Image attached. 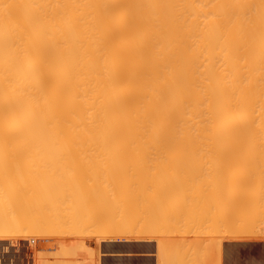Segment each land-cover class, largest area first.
Listing matches in <instances>:
<instances>
[{"label":"bare ground","instance_id":"obj_1","mask_svg":"<svg viewBox=\"0 0 264 264\" xmlns=\"http://www.w3.org/2000/svg\"><path fill=\"white\" fill-rule=\"evenodd\" d=\"M54 152H56V153H54ZM66 152H72V153L76 152V154H77V152H83V153L87 152L88 156H89V153L94 152L93 157H94V155L96 157L99 154L100 155L102 154L101 158L104 154L105 155L106 154H112L113 156L115 155L118 157L117 158L114 156L115 159H117V161H118L117 164H120V162H121L120 159L122 157L120 155H127V156L131 157V158H128L126 156L128 158L127 164H128V160H130L129 161L130 165H131V162L133 163V161L136 162L139 160L138 164L140 163V161H141L140 158L138 160H136V158H133V156L135 157V155L141 156V155H158V154H160L161 157L162 156H164V157L170 156L171 157V156L177 155V156H184V157L185 156H191V159H192V157H196V155H199V156L201 155L199 157V159L202 158V155L204 157L207 155L208 161L206 159H204V157L202 158V160L207 161L206 163L209 162L208 164H206L205 161H203L201 163L199 161V165L206 164L207 167L205 165L203 166V168H204V170H203L204 172H203L201 170L203 168L200 169V166H198V169H200V171L197 170L198 172H200V173H198L199 178L204 177V176H201L200 174L204 173V175H205L204 179L202 178V181L198 180V182H202V184H203V182L205 181L207 176H209L210 179L212 178V180H216V179H213L214 176H216L217 178H221L223 175H225L227 173V171H229L227 173L229 175V177H226V176H228L226 174L225 176L222 177V178L225 177L224 180H222V178H221V180H222L221 183H223V184L226 183L225 185L221 184V186L218 187V185H220V181H219L220 179H217L219 181L218 185H217V181H215V182L212 181V183L208 182V181H211L210 179L208 181L206 179V181H205V182H207V185L212 184L211 187L214 186L213 183L216 184L217 187L219 188V189L217 188V190H220V191H221L222 187L224 186L222 191L221 192L219 191V192L221 194L223 193V195H225V197H220L221 194L216 192V187H215V190L213 187L212 190L215 192H213V194H211V198H212V196H214L215 193H217L219 196L216 195L214 197V200L216 199L217 196H218L217 199L219 201L221 200L220 203H222V201L224 200L225 202L223 201L224 203H222V205L224 204L223 206H225V209H223V207H222L223 211L221 210V212H217V213L214 212L213 213L212 209H214V211H215V209H221V208L220 207L218 208V206H216L217 208H215L216 204L213 203L212 199H210L209 197H208L209 198L208 200L206 199L207 197L205 198L206 202L208 203V201H210L211 205L215 204L214 208H211V206H210V209H211L210 210L209 208L207 209V207H209V206H206V210H204L205 207L203 206L204 207L203 208L202 205H200V207L196 206L195 207L196 209H192L193 205L194 206L196 205L195 201L199 200V198L197 199V197L195 196V193L197 194V192H195L193 194L196 197L194 199V201L191 200V199H193V196H191V195H190V197H192L190 199L191 201L187 199V202H186V200H185V202H186L185 205L187 203H189V201L194 202V204L191 203V205L189 203V206L187 204V209H190V210H188V214L189 213L192 214V212H193V214L195 213V215H196V213H197V216L199 215V218L201 217L200 215H202L200 220L202 219V220H205L207 222L206 218L207 219L209 218L211 220V217H212V216L211 217L206 216L207 215L206 211L209 210V211H211L210 214L211 213L217 214V215L221 214L220 217H222V218L224 216V218H223L224 220L217 222V224H216L217 227L222 221H224L225 224L231 221V224L230 223L229 224L234 226V227H230L229 224L224 225V228L225 227L227 228V226H228V230L234 229L238 224H241V225L237 226L238 228H235L233 230L235 235L237 232L239 234V231L240 232L243 231L242 233H246L247 230L248 231L252 230V228L253 227L255 228V226H256V228H258L257 230L259 232L260 231L259 229H261V227H264V225H263L264 223L262 222V221H264V218H262V220H261V217L263 215L261 213L260 214L262 216L259 215L260 211L264 214L263 208L262 209L260 208L263 205L262 201L264 198L262 199L261 197L264 194H262V192L257 191L256 192L257 195L259 193H260V195L261 194L262 195L253 197V195H254L253 191L254 190L252 192L250 190L254 189L255 184L257 185L256 189L260 186L264 187V185L260 184L261 178L264 177V174H262L260 172L261 170L259 171L258 169H255V170L259 171L258 172L259 175L257 172L252 173L251 171H247V170H249V167L251 169L255 164L259 165L258 162L253 163V161L257 159L258 153H261V152L264 153V0H0V153L3 154L1 156H5L4 153L5 154L8 153V155H10V153H12V154L17 153V155H16L17 157L15 159H17V162H19V165H16V169H15L16 171H14V168H15L14 166H15L16 162H14L13 164L10 162L12 164L11 166H13V171L16 172L15 174H14V172H12L11 176L14 178L19 176L17 178H20V179L15 178V180L17 179L18 183H17V181L15 182V180L12 179V181L15 182L14 183V182L8 181V179L11 180V178H6V177H8L7 174L4 175L2 173V176H0V179H3V181L2 180L0 181V183H2V186L0 185V192H1L0 204L2 205V203H3L2 200L3 201H5V199L9 200V201L5 202V203L8 202L7 203V206L9 204L8 207L4 203L2 206L0 205V207L4 210L3 211L0 208V211L2 210V213L0 212V214H2V215L5 214V220L3 219L2 215H1L2 217L0 218V222L1 223L3 222L2 225L5 226L4 228L2 226H0V241L1 242L6 241L8 239V237L10 236V235L9 236H7V235L11 234V232H13L12 233L13 236L11 234L12 237L21 238L22 235H19L18 233L22 232V230H23L22 233H24V231L26 230L27 232H25V233L27 234V236H26V234H24V236H26V237L29 236L30 238H31V236L33 237L35 233L36 234L39 233L37 235L38 239H40V237L43 236L42 234H46L45 232H43L44 229L46 231L49 229L47 231L48 232L47 234H49L50 236H52V235L54 236L55 234H56V236H58L57 234H59V231L62 229H63L62 231L63 232L66 231L67 233L66 232H64V233L69 236L72 234V230L75 231V229H76L77 236H78V233L80 235V238H78L79 236L78 237L76 236V238H78L77 241H79V239H81V236L84 238V236H83L84 232H87V231L90 232L91 230H93V232L92 231L90 232L91 235H90V233H88L90 237L92 236V233L95 232V234H98L96 231L99 232L100 230H101V233H103L102 234L103 237H105L104 233H105L106 229H105V231L104 230L102 231V229L105 227H103V228L98 227V230H96L97 226H95L94 224L93 225L96 228L93 226L94 227L93 229L81 232L82 228L85 226V224L92 222V220L90 221L91 217L89 219L90 213L87 211V208L85 207V209L83 208V210H82V207L85 206V203L88 202L89 199L87 200V198H90L93 195H95V196H93V198L97 197L96 198L97 200L95 199L96 202H99L98 198H100V200L102 198L104 199V197H107L109 199L112 195H113V198H115L114 193H112L113 192L112 189H111L112 191L110 190V193H111V196H110V193H108L109 194L108 195L106 193L107 190L105 191L104 188H105V186L109 187V186H107L108 184H111L113 186L115 179L118 180V178H119L118 176L121 175L120 178L124 177L123 173L120 171H123L124 173L126 171H124L125 169H123V168H117L118 166L115 167L116 169L111 167L114 170L109 169L110 173H112V172L119 173L120 172V174H118V176H116L118 178H115V179L112 178L113 177V173H112V175L110 176L113 179V183H112L109 175H107V173L110 174L108 172V168H103V170L107 169V170H105L107 172L104 171V174H105L104 179H107L106 176L109 177L108 179H109L110 183H108V181H107L108 179L106 181L104 179H102L103 178V176H102L103 172L102 173L99 172L100 168H98L99 167L98 162H96V160L101 159L99 157L100 155L98 156V158L93 159V157H92V160H94L95 163H97V168H96V165L93 164L95 169H98V173H100L99 175L102 176V178H100L99 180L101 182L103 181L104 183L103 182L101 183L98 180V178H95V177H97V175H94L97 172V170L95 171V169H94V171H95L94 173H91L90 172L91 170H89L91 176H88L90 174H88L87 172H86V174H83L82 172L81 173H82V175L88 174L87 175L88 178L91 177V180H93L95 187H97L98 183H101V186L103 185L102 187H104L103 189H101L102 190L101 192L104 191L106 194L104 195V192H103L104 196H102V193L99 191V188L94 189V187H92L93 190H90L88 187V190H90L89 192L90 193L93 192V193H91V196H90L89 192L86 191L89 194V197H87L88 196L87 195L86 199H85L84 195L82 193L83 191L81 192L79 190L81 192V194H79V193L76 194L77 191L75 192L74 189L71 190L72 189V182L76 181V178H75V180H73L71 175H73V172L76 169L77 164H79V163L75 164L76 167L71 166V168H73L72 169L73 172H71V169L68 171L69 173L71 172V175L69 173H66L67 170L69 169L67 167L68 163H70L69 165L73 164L72 158L71 159L69 158L70 162H68V163H66V161L63 162L64 161L63 158L64 159L66 158V160L68 159L67 157H64L66 155L63 156V154L68 155V153H66ZM95 152H96V154L97 153L98 154L96 155ZM18 153L21 156H18ZM22 153H24V156H26L25 154L28 155V156H26L27 158L29 157V159L26 158L27 161L30 160L28 163H27V161H24L25 157H24V159L21 158V157H23ZM57 153H58V156H56ZM59 153H60V156H59ZM234 153L237 155H235ZM245 153L248 155V158L251 155V157L249 158V159H251V161H249V159H247V158H244V159L242 158L243 155L247 156ZM31 154L37 155V158H34V159H39V161L41 160L40 164H39L38 160L36 161L32 158L34 155L32 156ZM42 154H44V155L47 154V155L44 157V155H42ZM50 154L51 155L55 154V155H53V157L56 160H54V158H51L52 156ZM61 154H62V156H61ZM76 154H74V155H76ZM211 154H215V158L219 157L220 160H223V161H221V162H223L222 163L223 165L220 164L222 166H220V168L218 170L221 173H219V172L217 173L219 175L222 174V176L218 175L219 176L218 177L216 175L215 171L217 172V170H214V167H217V166L219 167V165H217V166L215 165L216 163L219 164V162H217V160H219V159L214 160V155H211ZM225 154H227V155H225ZM230 154H232L231 155L232 159H231V156H229ZM105 155H104V157H105ZM130 155H133V156H130ZM160 155H158V156H160ZM210 155L213 158L210 157ZM263 155L260 154L261 157ZM30 156L36 162H33V160L30 158ZM91 156H92V154H91ZM109 156L110 155H108V157L106 156L107 159L105 158L106 159V160H104L105 162H108V160H110V159H108V158H111ZM254 156H256L255 159H253ZM34 157H36V156H34ZM58 157H59V159H58ZM76 157H78V156H75L73 158H76ZM83 157H86V156H83ZM11 158L14 160L13 155L11 156ZM42 158H44V159H42ZM103 158L101 159L102 161L101 160H99V161L104 163ZM132 158H133V161L131 160ZM179 158H181V157H179ZM235 158H237V159H235ZM263 158H264V156H263ZM155 159H157V158H155ZM176 159L177 158H175V160ZM258 159H257V161H258ZM2 160H0L1 161L0 172L4 171V169L1 170L2 166H4V165H1L4 162ZM20 160H23V161H21L23 163L26 162V164H24V166L26 165L25 167H27L28 165H30V166L32 165V167H31L32 170H35L33 168L38 167L39 165H40V170L42 171V169H43V171L39 172V173H37L36 171L30 172L28 175H30V176L33 174L34 175L31 177L27 175L29 178L26 177L27 179L26 180L24 179L25 182L26 181L28 182V180L30 178H32V179H30V181L32 183L33 177H34L35 178L34 182L38 183L37 184L38 188L36 187L35 183L33 182L34 184H32V187L33 186L34 187L33 188L31 187V190L33 189V191H29V192L27 191V193L29 195L28 199L31 198L32 199L31 202L33 201L32 202L33 207L31 205L27 204L29 202L28 199L25 201V198L22 197L24 195L27 197V193H25L24 190H27V189L29 190L30 187L28 185L31 183H29V182H28L29 184L26 183V184H28L27 186L29 188L26 187L27 189H25L26 185L24 184V180H22L23 178H25V176H22L25 173L24 172L25 170L22 169L23 170V174H22V173H20V171H22V170L19 171L18 170L19 168L17 167V166H21V164H23L20 162ZM47 160H51V161H47ZM58 160H59V162L62 161V164H64V165L61 166L62 165L61 164L60 165L61 167H60L58 165V164H60L58 162ZM85 160H87L88 162H92V161H89L88 158L87 159L84 158V159H82V161L80 158L79 162L81 161V163H83ZM172 160H174V159H172ZM181 160H182V158H181ZM230 160H233L232 162H234V160H235V162H238L240 160L239 162H241V166L246 161V164L244 163V167L242 166V168L240 167L239 163H238L239 165L237 166V163L234 162L236 167H233V169L236 170L237 168L238 169L240 168V171H242V172H239V174H238L239 179L241 176V178L243 180V178L245 176V179L243 181L245 183L248 180V182H247L248 185H245L246 183L243 185V183H242L243 181L239 182L241 179L239 181H237L238 176H237V173H235L233 169H232L233 171L229 168H228L229 170L228 169L225 170L226 166L231 165ZM6 161L7 160H5L4 164L6 163ZM74 161H76V160H74ZM113 161H115V160H113ZM122 161H124V160H122ZM143 161H145V159ZM156 161L158 162V160H156ZM192 161L193 160H190V162H192ZM211 161H213V162H211ZM30 162H31V164H30ZM43 162H46V163L43 164ZM47 162H48V166H47ZM55 162H56V165H58L59 167L57 166L58 169L54 168L55 169L54 170L53 166L56 167V165L54 164ZM101 162H99L100 166L102 164ZM152 162H154V161H152ZM194 162L195 161H193V163ZM259 162L262 163V161H259ZM37 163L39 165H37ZM92 163H94V162H92ZM172 163L174 164V161ZM210 163H212V164H210ZM228 163H229V165H227ZM49 164H52V165H49ZM85 164L88 166V163H85ZM85 164H84V166H85ZM111 164H112V162H111ZM153 164L156 166L157 163L155 164V162H154ZM176 164H177V162H176ZM196 164H198V163H196ZM248 164L249 165L251 164L253 166L251 167V165H250L247 168ZM42 165L44 168L41 167ZM140 165H141V163H140ZM184 165H185V163H184ZM208 165H209V167H208ZM260 165H262L261 167L264 168V162H263V164H260ZM260 165H259V167H260ZM7 166H8V164H7ZM65 166H66V168H68L67 170H66ZM91 166H92V164H90V167ZM105 166L107 167V165H105ZM132 166L134 167V165H132ZM25 167H23V168H25ZM127 167H128V165H127ZM133 167H130V168L132 169ZM157 167L158 166H156V168ZM48 168H50V169H48ZM60 168L63 170H61ZM186 168H185V170H186ZM195 168H194V170H195ZM207 168H209V169L207 170ZM212 168H213V170H212ZM230 168H232V165ZM245 168L247 169L246 174H244V175L240 174V173H245V171H244ZM254 168L255 167H253V169ZM7 169H8V167H7ZM7 169H5V170H7ZM10 169H11V167H10ZM31 169L27 170V168H26V172L27 171L29 172V170H31ZM90 169H92V168H90ZM153 169H151V170H153ZM241 169H243V170H241ZM253 169H251V170L253 171ZM17 170L19 173L17 172ZM48 170H49V172H47ZM56 170H58V171H56ZM78 170H81V169H78ZM145 170L147 171V169H145ZM145 170H144V173H145ZM159 170H164V168L163 169L161 168ZM189 170L190 169H188V171ZM11 171H12V169H11ZM51 171L57 172V173L54 174ZM59 171H60V173L58 174ZM63 171H64V174H63ZM150 171H147L146 173H148V172L150 173ZM154 171L155 170L151 171V172H153L152 173L153 176L156 175V174L154 175ZM175 171H172V172L175 173ZM201 171L203 173H201ZM210 171H211V173L206 175L207 172L209 173ZM224 171L226 173H224ZM263 171H264V169L262 170V172ZM4 172H6V171H4ZM78 172L77 173L74 172V173L78 174ZM156 172H157V174L159 173L158 170H156ZM160 172L164 173L162 171H160ZM179 172L180 171H178V173ZM213 172L215 173V175L213 174ZM233 172H234V174H233ZM248 172H250V173L248 174ZM9 173H11V172H9ZM35 173H37L39 175L36 176ZM178 173H175V174H178ZM251 173H252V175H254L256 177H252ZM13 174H14V176H13ZM45 174H47V175H45ZM66 174L69 175L70 179L68 178V176L66 177ZM92 174L95 177L92 176ZM130 174H131V172H130ZM170 174H172L171 171H170ZM196 174H197V172H196ZM231 174L233 175V177L236 176L237 180H234L233 177H231ZM136 175L135 176L137 177V179L139 181L141 179L140 178L141 176L137 173V171H136ZM181 175H182V173H181ZM189 175H191V174H189ZM249 175H250V177H249ZM257 175L260 176L261 178L257 177ZM261 175H263V177ZM153 176H151V177H153ZM158 176L159 175L156 176L157 179H158ZM168 176H169L168 178H171L170 175H168ZM184 176L185 175H183V177ZM198 176L195 179V181L198 179ZM56 177L57 178L63 177V179L60 178V179L56 180L57 181L56 182L55 181ZM114 177H115V175H114ZM136 177H132V178L136 179ZM64 178H66V179L68 178L69 182H68V180H66L67 183L63 182V181H65ZM124 178L126 179L127 177H124ZM146 178L148 179L149 177H146ZM165 178H163V180ZM226 178H227V180H228V178H230L229 180L233 179L234 181L237 182V185L233 180L232 181L228 180V182H227ZM246 178H247V180H246ZM250 178L257 179L258 180L257 182L259 183L260 186L255 181H253V183L255 182L254 184H250V182H249ZM71 179H72V181H71ZM128 179H129V177H128ZM161 179L159 178V181H158L159 185L158 186H160V180ZM171 179H173V178H171ZM171 179H170L171 182L176 181L175 179H174V181ZM4 180L7 181V183L4 182ZM20 180L23 181V183H20L19 182ZM38 180H40L41 183ZM51 180L52 181L54 180L53 181L54 183ZM85 180H83V181H85ZM91 180H89V182H87V183H89L90 187L93 185V183L91 184V182H90ZM96 180H97V183H96ZM185 180H186V178H185ZM187 180H188V178H187ZM87 181H88V179H87ZM138 181H136V182L140 184L142 179L140 180V182H138ZM170 181L168 179V184L171 183ZM190 181L191 180H189V182ZM192 181H193V179H192ZM250 181L252 182V179H250ZM45 182L46 183L52 182V183L51 184L47 183L48 186L46 187ZM105 182L107 185L105 184ZM116 182H118V185ZM116 182L114 183V185H117V187H118L120 185L121 181L118 180ZM149 182L151 183V179ZM232 182H233V184H235V187L239 185V187H236L237 189H240L242 187L246 188V189H244L246 194L244 192H240V191H242L243 188L240 189V191L235 189L236 192H235L234 188H232L233 191L235 192V194L237 193L236 196H234V198L240 197L241 194L244 193V195L242 196V197H244L243 202H241L242 197H240L241 201L239 200L240 201V202L238 201L239 203L236 202V200H238L239 198L238 199H233V198L230 199V197L233 196L232 195L233 192H231L232 191L231 187H234V186H231L232 184L230 185V183H232ZM5 183L6 184L14 183L13 186L11 184V187L5 186L10 191L9 190H7V191L3 190L5 188L3 185H6ZM39 183L42 184V186ZM76 183H77V187H79L80 186V184L78 185L79 181ZM76 183H74V187L76 186ZM141 183H143V181ZM161 183H165V182L162 181ZM183 183L186 184L188 182H183ZM183 183H181L182 184L181 186L184 185ZM193 183H195V182H193ZM227 183L229 184V186ZM122 184H121V186H124L125 183H122ZM146 184H147V181H146ZM249 184L251 186V187H249L250 190H249V188L247 189ZM67 185H69V187H71V189L68 188L70 190L71 194L68 191V189L67 190L63 189V190H66V192H65L66 194L68 193L67 198L69 200H72V202H76V199H78L79 201L77 200V203L80 201L82 202V200H87V202H83L84 204L83 203H80V204L75 203L73 206H72L71 202H69L70 203L69 206L67 203H65V204L63 203V205H64L63 207L65 210L67 208H68L67 210H72V209H69L70 206L77 208V209H75V211H72V213H71V211L70 212L65 211L66 213H68V214L70 213L71 215L73 214V216H74L75 212H77V210L78 211L82 210L81 212H82L83 217L86 216V219L82 218L83 221H84V219L85 220L89 219L88 223H87V221H85L86 223L82 222V223H84L83 227L82 226L78 227L82 223L81 224L79 223V225L77 224L78 225L77 227H76V224H74L75 226L71 227L72 230H70L71 229L70 226L72 225V222L70 224V221H69L70 225H68L67 226L68 228L66 230H64V228L66 226L64 227V224L63 223L61 224V222L63 220L62 221L59 220L60 217L57 216L58 214H61V212H62L60 209L61 207L59 208L58 204H62L61 200H63L64 196L66 199V194L65 193L63 194L62 190H60V189H59L60 191L56 190V188L57 187L61 188L60 186H62L63 188H65L64 186H66V188H67L68 187ZM81 185L83 186L82 183H81ZM155 185H157V183H155L154 186ZM161 185L163 187L164 184H161ZM195 185H196V183H195ZM16 186H18V187H16ZM19 186H20V190L24 186V188H22V190L24 189L23 190L24 192H21L18 189ZM43 186H45L46 188H44ZM55 186H57V187L55 188ZM99 186H100V184H99ZM126 186H128V185L126 184ZM126 186H124V187H126ZM138 186H140V185H138ZM158 186H157V188L156 187L155 188L158 189V191H159L160 187H158ZM165 186H167V184H165ZM176 186H178V185H176ZM192 186L190 184L191 189H192ZM198 186H199V184H198ZM198 186L196 185L195 188L196 189L199 188ZM41 187H43L45 190L43 188L41 189ZM117 187H115V188H117ZM168 187H169V185H168ZM183 187L182 188L180 187L181 190L185 189ZM187 187L188 186H186V188ZM190 187H188V188L190 189ZM211 187L209 186V188L208 187L207 188L211 189ZM229 187H230V190H229ZM261 187L258 188L257 190H259V189L261 190ZM47 188H48V191H51V194H49V195L44 194V192H48V191H46ZM51 188H52V190H51ZM200 188H202V187L200 186ZM38 189L39 190L41 189V191H42V192L40 191L41 195H40V192ZM161 189H163V188H161ZM34 190L38 192L36 194H39V196H40L39 198H41L42 202L39 201L40 199H37L38 197H36L33 194V193H35ZM82 190H85V189H82ZM95 190H98L99 192L94 193ZM143 190H144V188H143ZM193 190L194 189L191 190L192 193H193ZM247 190L249 192H247ZM17 191L20 192L21 198H19L20 195H18L19 193ZM115 191H118V190H115ZM120 191H121V189H120ZM120 191L118 193H120ZM147 191H148V189L146 190V192ZM3 192H4V195L2 194ZM8 192H11V193L8 194ZM14 192H15V194H14ZM56 192H57V194H56ZM137 192H138V190H137ZM140 192H138V194H136V198L138 197L139 194L141 195ZM155 192H156V190H155ZM155 192H152V194L154 193V195H155ZM205 192H204V194H205ZM21 193L22 194L25 193V194L22 195ZM29 193L32 196L34 195L36 197L37 202L42 203V205L43 204L45 205V207L44 206L41 207L42 209L43 208L46 209V203L53 204V202H54V205L57 206L56 208L58 209V211L55 209H52V208H55L54 205H53L54 207L51 206L52 208H49V211H51L50 213H48L49 211H47V209H46V211L48 213L47 215L49 216V218L53 214L52 213L53 210H55V212H57V213L59 212L57 215L54 214V218L56 215V217H59L58 219H53V216H52L51 221L49 220L51 223L55 224L54 226H53V224L51 225V223L48 221L49 218L46 215V212H43L44 209L42 210V209H40V207H37L34 204L33 198L35 199V197L33 196V198H32V196H30ZM59 193H61V195ZM96 193H98V196L96 195ZM150 193H149V195H150ZM167 193H169V192H167ZM16 194L19 196L18 198L22 200L21 201L18 199L19 200L18 203H22L20 208H22L23 204H26V205H23L24 208H22V209L17 207L16 204L14 203L15 201L17 202V200H16L17 195ZM42 194H43V198H42ZM116 194H115V196H116ZM159 194H162V193H158V195ZM186 194H188V193L186 192ZM200 194H202V192ZM249 194H250V196H252V199H254V198H257L258 200H259V198L262 199V201L260 200V204H262L261 206L259 205V203H257L259 201H255L260 206L259 207L258 205L255 204L258 208H260L259 209L260 211L257 212L258 215L256 214L257 216L255 217V218H257V217L260 218L259 220L262 222L261 225H263V226H259L260 228L257 227L258 218L256 220H251L253 217L252 216L253 208H251L252 206H250V205L253 203L252 205L254 206L255 202H253V201L255 199L254 200L249 199L248 200L249 203H247L246 202L247 199L245 200V198H247L246 196H249ZM14 195H16V196L14 197ZM58 195H60V196H58ZM62 195H63V197H62ZM76 195H77V197H76ZM79 195L80 196L82 195V197H79ZM119 195L120 194H118V196ZM4 196L5 197L11 196L10 198L11 199L14 198L15 200L13 199L14 200L13 201V200H10L8 198L4 199L3 198ZM150 196H151L150 200H152L150 202L153 203V201H156V198H155L156 195L155 196L150 195ZM60 197H62V198H60ZM159 197H161V196H159ZM185 197H186V195H185ZM80 198H81V200H80ZM117 198H118V200H120L121 197L120 198L117 197ZM117 198L115 200H117ZM148 198L149 197H147V199ZM153 198H155V200ZM178 198H179V200H180V198L182 199L180 193H179ZM201 198H203V197L201 196ZM221 198L222 199L224 198V199L222 200ZM227 198H228V200H227ZM248 198H250V197H248ZM23 199H24L25 203H24ZM43 199H45V200H43ZM108 199H106V200L108 201ZM125 199H124V194H123L122 201ZM127 199H129V196L127 197ZM177 199H175V201ZM183 199H184V196H183ZM52 200H53V202H52ZM118 200L116 203H118V205L122 204V203L119 204ZM182 200L180 202H182ZM203 200H204V198H203ZM234 200H235L236 204L237 203L239 204V205L237 204V206H240L241 205L240 203H242V205H243L244 202H246V206L249 207V208H247L248 209L247 211H249L250 208L252 209V211L247 212L246 210L243 209L247 213L244 212L242 214L243 210L239 211V209L243 208V207L246 208V206L243 205L242 207H238L239 208L238 209V208H236V205H233V203H235ZM138 201L140 203V200H138ZM56 202H58V204ZM65 202H68V201H65ZM100 202L98 204L93 203V205L99 206ZM102 202H104V204H106L105 200ZM126 202H127V200H126ZM126 202H124V203H126ZM173 202L174 201H172V203ZM178 202L179 201H176L177 204H178ZM226 202H227V205H226ZM12 203H14V205H12ZM108 203H112V201H109ZM128 203L129 202H127V204ZM157 203H158V200H157ZM164 203H166V202H164ZM207 203H206V205H207ZM167 204H164V206H166V208L169 210V208L167 207ZM173 204L174 205L171 204L172 208L177 207V205L175 203H173ZM200 204H202V202H200ZM203 204H205L204 201H203ZM247 204H249V206ZM4 205L6 206V209H7L6 212H8V213H10V211H9L10 207H11V211L14 208H15V210L19 208L20 211L23 210V213L19 211V213H20L19 214L18 213L19 209L16 210L17 212L14 211V214L12 211L10 214H8L9 216L7 215L8 220H6V214L7 213L5 212L6 209H4V207H5ZM118 205H116V206H118ZM140 205H141V203H140ZM153 205L156 206L155 202L153 203ZM161 205H163V204H161ZM197 205H199V203ZM217 205H221V204H219V202H218ZM79 206H81V207H79ZM107 206H110V208H111V205L107 204ZM146 206H148V204H146ZM159 206L160 205H158V207H157V210H156L157 212H159L158 208L161 209ZM234 206L237 210L235 209L232 211L231 209H233ZM30 207L32 209L34 208L33 211ZM99 207H101V206H99ZM119 207L123 208L122 205L118 206V208ZM143 207H145V206H143ZM197 207H199V209L201 211L199 210V212H196L198 210ZM104 208H106V207H103V209ZM145 208H148V207H145ZM145 208H143V209L146 210ZM106 209H104V210H106ZM115 209H117V208L115 207L113 212L115 211ZM139 209H140V206H139ZM185 209H184L183 214L186 213ZM191 209L194 211H192ZM254 209H255V206H254ZM27 210H31L30 211L31 213L28 212ZM34 210H36L37 215L35 214L36 212ZM40 210H42L43 215H46L45 217L43 215L42 216L39 215L41 213ZM121 210H124V209H121ZM148 210H150V209H148ZM148 210L143 212V213H146V212L150 213V211H148ZM162 210H166V209H162ZM181 210H183V209H181ZM202 210H203V213H202ZM24 211H26V212L24 213ZM84 211L85 212L87 211V213H89V214L84 215V213H85ZM91 211H93V210H91ZM95 211H96V208H95ZM133 211H135V210H132V212ZM154 211H155V208H154ZM204 211L206 213H204ZM225 211H227L226 212L227 215L229 212L232 211L231 213H229L227 218H226V215H224V214H226ZM65 212L63 213L65 215L61 214L60 216H62V215H63V217L66 216L67 214ZM81 212H79V213H81ZM99 212H102V210ZM108 212H109V210H108ZM117 212H118V209H117ZM117 212H116L115 216L118 214ZM125 212H127L126 209L124 210V213ZM139 212H140V210H139ZM139 212H137V214ZM162 212H164V211H162ZM175 212H178V210L176 209ZM223 212H224V214H223ZM233 212H234V214H233ZM235 212H237V213L241 212V214L240 215L238 214V216H235L237 214ZM15 213H18V216L20 215V217H15V216H17ZM26 213H27V215H25ZM122 213L123 212L120 213V211H119V214L123 215V217L121 219H123L125 217V214H122ZM140 213L142 215H140V214L139 215L143 218V219H141V221H145V223H146L148 221V220H146V219H148V216H147L148 213L146 214V217H147L146 219H144L145 217H143L144 215H143L142 211ZM159 213L161 214V211ZM178 213H180V212H178ZM178 213H176V214L178 215ZM250 213H251V215H249ZM253 213L255 214L256 211L255 212L253 211ZM22 214L25 216V220L27 222L24 220V218H23L24 216ZM70 214H69L70 217L66 216L67 217L66 219L70 218V220H72L71 218H75V216L73 217ZM77 214H78V212L76 213V216H77ZM91 214L93 215L92 212H91ZM160 214L157 213V215H160ZM191 214H189V215L192 217H189V216L188 217L191 219L192 218L194 219L195 215L193 216V214L192 215ZM230 214H232V218L235 216L237 218V220H235L236 218H234V220L231 219ZM244 214L246 215L245 217H244ZM11 215L14 216L13 217L14 219L17 218L18 221H19V219H21L20 222L22 221L24 226H22L21 225L22 223L20 224V222H18V223L21 226L18 224H17L18 226H16L15 225L16 219L13 220ZM121 215H119L118 218H120ZM175 215H174V217H175ZM177 215H176V217H177ZM184 215L186 217L187 214H184ZM184 215H182V216L184 217ZM26 216H27V218H26ZM115 216L113 215L114 218H115ZM168 216H169V214H168ZM203 216H205V217H203ZM41 217H44V219L46 218V220L43 221V218L40 219ZM110 217H108V218H110ZM152 217L154 218V216H151V218ZM165 217H167V215ZM169 217H167V218H169ZM171 217H173V216H171ZM215 217L219 218L216 215H215ZM228 217H230V220ZM239 217H242V218L244 217L245 220H243L244 218L241 219ZM31 218H32V220H31ZM116 218H117V216H116ZM134 218H136L135 215H134ZM156 218H157V216H156ZM156 218H154V220H156ZM160 218H161V215H160ZM160 218L159 219L157 218V219L160 220ZM199 218L198 217L196 218L197 222H198ZM255 218H253V219H255ZM1 219H3V221H1ZM36 219H38V220L36 221ZM78 219H81V217H78ZM98 219L100 221V218H96L95 220H98ZM127 219H128V217H127ZM171 219H169V220H171ZM174 219L175 218H173V221H175ZM178 219H179V217H177V220ZM186 219H187V217L185 218V220ZM196 219L193 221H196ZM11 220L14 221L13 227L9 224V221H10V223H12ZM57 220L60 221L59 223L63 227L61 225L56 226V224H58ZM74 220L75 219H73L72 221H74ZM158 220H157V222H158ZM161 220L164 221L166 219H164V220L161 219ZM217 220H220V219H217ZM225 220H227V221L229 220V221L225 222ZM242 220L244 222H242ZM250 220H251V222H250ZM41 221H43V222L46 221L47 223L45 222V224H49V226L52 228V230H50L48 225L42 224ZM108 221H109V219H108ZM108 221H107V223H108ZM110 221H111V219H110ZM117 221L118 220H116V222ZM130 221L133 222V219L131 220V216H130ZM162 221H160V222L164 223ZM182 221H178V223H182L184 225V230H185L187 226L185 227L186 224H184V223L186 221L185 222H182ZM188 221H189L188 223H190L191 220H188ZM193 221L191 223H193ZM205 221H204V223H206ZM211 221H213V220H211ZM233 221H234V223H233ZM235 221H238L239 223H237V225H236ZM245 221H247L249 223V225H247L249 227L245 226L247 223ZM253 221H255L257 223H255ZM260 221H259V223H261ZM39 222H41V223L39 224ZM66 222H65V224H68V222L67 223ZM75 222H78V220H75ZM93 222L95 223V221H93ZM101 222H103V221H101ZM112 222L115 224V221H111V223ZM125 222H127V221H125ZM137 222H138V220H137ZM137 222H134V226H135V223L137 224ZM160 222H158L157 225H154L155 222H152V225H154V226L151 227L150 229H149V227L151 226V224L149 225V222H147V225H145V223L142 222L144 224H142L141 226L138 227L139 224L137 225L138 229L139 228L142 229L141 227L143 226L142 231L140 229L137 231L142 233V232H144L145 229H147L145 231L146 233L144 232L146 234V236L149 233L148 231H150V230H152V231L156 230V233H158V232H160V230L157 231L159 224H161ZM200 222L203 223L202 221H200ZM252 222L254 223L253 224L254 226L252 225ZM1 223H0V225H1ZM111 223L109 222L108 224L111 225ZM118 223H119V221H118ZM178 223H176V225ZM224 223H221V225H219L220 226L219 228L221 230L223 229L222 225ZM243 223H244V225H243ZM250 223H251V225H250ZM6 224H8V226H10L8 229H7ZM98 224L100 225V222ZM114 224L112 225L113 229L115 228ZM125 224H127V223H125ZM129 224H130V222H129ZM174 224H173V226H174ZM195 224H196V222H195ZM208 224H210V221L208 222ZM208 224H207V226H208ZM14 225L16 226L15 229H13L15 227ZM44 225L47 227V229L45 228ZM110 225H108V226H110ZM116 225L118 226L119 224H116ZM131 225H133V224L131 223L128 226H131ZM144 225H145V227L146 226H149V227L144 228ZM164 225L166 227V224L160 225V227L162 226L163 228H165ZM181 225L180 224H179V226L177 225L179 227V228L177 227L179 230L181 229L180 228ZM201 225L202 224L197 223L195 232L197 231L198 227H199V229H198L197 233L200 231V229L202 230V228H200ZM258 225H260V224H258ZM58 226H60L62 228L60 229V227H58ZM117 226H116V228H117ZM128 226H126V227H128ZM204 226L206 228V232L202 231V233L204 234L203 236H206V234L207 233L209 234V232H211L212 235L216 234L218 232V230L220 232V229H218L217 227H216L217 232L216 231H214L215 233L212 232V229L214 228V224L212 226L213 227L212 229L210 227L211 231H209V230L207 231L206 225H203V228H204ZM19 227H23V228L18 231L17 228H19ZM24 227H28V228L24 229ZM40 227H43V230H41L42 228H40ZM54 227H56V228L54 229ZM162 227H161V229H162ZM193 227H194V225H193ZM1 228L4 230H2ZM36 228H37V230H36ZM79 228H81L80 232L82 235L80 234L79 231L77 232V230H79ZM99 228H101V229L99 230ZM109 228H111V226ZM132 228L134 229V227H132ZM137 228L135 227V229H137ZM16 229L18 232H16ZM56 229L58 232L54 231ZM58 229H60V230H58ZM126 229H128L127 231H129V230H130V232L132 231L129 228H126ZM182 229H183V227H182ZM238 229H240V230H238ZM255 229H254V231H255ZM8 230H10V232ZM33 230H35V233ZM69 230L71 231V234H70V232H68ZM119 230L121 232H118V233H121V234L123 233V236H124V234L125 235L127 234L126 236L129 235L128 234L129 232L125 233L124 232L125 230H122V228L120 229V226H119ZM166 230H168V229H166ZM191 230H192V227H191V229H187L185 231L187 233V231H191ZM228 230L225 229L223 231L225 233ZM244 230H245V232H244ZM262 230L264 231L263 228H262ZM6 231H8V232H6ZM30 231H32L34 234ZM36 231H38V232H36ZM51 231H52V233H51ZM117 231H118V228H117ZM174 231H176V229L173 231L170 230V232H172V233ZM185 231L182 230L180 232H185ZM193 231H194V229H193ZM233 231L230 230V233L231 232L232 233L231 234L228 233L229 237H230V235L231 236L234 235ZM261 231H260V233H261ZM263 231L261 233L262 236H264ZM113 232H114V230H113ZM135 232H136V230H135ZM180 232L176 231V233H178V234ZM219 232L217 233L218 237H219V235H218ZM252 232H253V230L251 231V234H252ZM255 232H257V231H255ZM255 232H254V236L256 234ZM4 233H7V234H4ZM64 233L61 232L59 236H64L65 235ZM152 233L148 234V236L152 235ZM156 233H155V235H157ZM161 233L163 235L162 230H161ZM161 233H160V236L162 238ZM166 233L167 234H164V236H166V235L168 236L169 232L166 231ZM186 233H185V235L187 236L188 233L187 234ZM260 233L258 234L259 236H260ZM76 234H74V236ZM85 234L88 235L87 233H85ZM143 234L139 233V235H143ZM192 234L194 236V234H196V233L192 232L191 236H192ZM208 234H207V236H210V234L209 235ZM251 234H249V236ZM49 235H47V236H49ZM67 235H66V237H67ZM136 235H137V232H136ZM170 235H171V233L169 234V236ZM182 235L183 234L181 233L180 236H182ZM197 235L198 234H196L195 236H197ZM224 235L226 237L227 234H224ZM228 235H227V238H229ZM242 235L244 238V236L246 234L245 235L241 234V236L239 234L240 237H242ZM258 235H256V236H258ZM44 236H46V235H44ZM95 236L98 237V235H95ZM106 236H108V235L106 234ZM109 236H112V235H109ZM119 236H121V235H119ZM199 236H202V235H199ZM220 236H221L220 240H221V238L223 239L222 233ZM239 236L237 235L238 240L240 241ZM251 236H253V234ZM262 236L260 237L261 240H262ZM34 237L36 238V236H34ZM99 237H100V235H99ZM157 237H158V235H157ZM235 237H232V238H234L233 240L236 239ZM245 237L247 238L248 236L246 235ZM246 238L243 240L248 241L249 238H247V239ZM253 238L251 237V241L253 240ZM31 239H33V238H31ZM155 239H156V237H155ZM179 239H180V237H179ZM213 239H215V238H213ZM86 240L87 239H85V241ZM114 240L115 239H113L112 241H114ZM223 240L225 241V239H223ZM223 240H221V242ZM241 240H242V238H241ZM261 240H260V242H261ZM38 241H40V240H38ZM156 241L160 243V240H156ZM199 241H200V239H199ZM229 241H231L230 238H229ZM1 242H0V245L2 244V246L0 248V253L7 254L8 257L7 256H5V257L10 258L11 257L10 255L12 252L11 247H7V246L5 247L3 245L5 242L4 243L3 242L1 243ZM82 242H84V241H82ZM166 242H167V240H166ZM184 242H185V240H184ZM206 242H207V240H206ZM233 242H235V241H233ZM244 242H242V243H244ZM9 243H11V242H9ZM169 243H170V241H169ZM180 243H181V241H180ZM180 243L179 242L176 243L178 250H177V253H176V251L174 253L176 255L173 254L175 256V258L173 259V262H174L173 264H175V259H176L177 264L179 263L178 260L181 261L180 262L181 264H184L183 260H186L189 263L193 262V264H194L196 262L197 258H198L197 259L198 264L200 262L203 263L202 259H200L199 257H202L204 254L207 253L206 255H204L206 257L209 253L208 252L209 250L207 249L208 250L207 251L205 249H206V247L209 246L210 242L205 243V246H201L199 243L195 244V241H192L190 243H194L195 247L197 246V244L200 245L201 248H200V246H199V248L202 249V251L200 249H198V247H196V249H193V252H195V251H197V252L195 253L196 255L194 256V253L191 251V253H190L192 255V257L190 258L191 262H190V259L188 258V257H190L189 256L190 254L188 255L190 250H188L187 254H186V252H184L186 254V257L183 256L184 258L181 259L182 254H183L182 253L183 251L181 252V249L183 250L182 246L180 249L181 254L179 253V255L177 257V254L179 251V245L178 244H180ZM183 243H181V244H183ZM213 243H214V241H211L210 245H213V249L216 250L217 247H215V245H217V244L214 243L215 244L214 245ZM236 243H239V242H236ZM258 243H259V241H258ZM203 244H204V242L202 243V245ZM234 244L235 243H233V245ZM156 245H157V243H156ZM160 245L163 247L162 244H160ZM167 245L169 246V244H167ZM187 245H188V247L190 246L189 249H192V247H194L193 244H192L193 246H191L189 244H187ZM249 245H250V247H252L251 244H249ZM132 246H133V244H132ZM168 246L166 247L167 250L163 249L164 255H166V253H167V252L165 253V251H168L169 255L172 251H174V247H172L170 245L169 246L170 249H169ZM173 246H175V245H173ZM184 246H185L184 247V250H185V248H187V247H186V245H184ZM234 246H237V245L235 244ZM37 247L38 246H36V249L34 247V249L37 250ZM82 247H84V246H82ZM114 247H117V246H114ZM133 247L135 248V246H133ZM171 247H172V249H171ZM203 247H204V250H203ZM259 247H260V245H259ZM163 248H165V247H163ZM175 248H176V246H175ZM208 248H210V246ZM256 248H258V247H255V249ZM76 249H77V247H76ZM83 249L86 250V249H89V247H87V248L85 247ZM97 249H98V247H97ZM142 249H143V246H142ZM146 249L148 250V248H146ZM158 249H161V248H158ZM237 249H239V247ZM240 249H241V247H240ZM253 249L254 248H252V250ZM150 250H151V248H150ZM199 250L201 252H198ZM218 250H219V248H218ZM203 251H205V252L203 253ZM216 251H214V254H217V256H218V251L217 252ZM98 252H97V254H98ZM159 252L160 251H158V253ZM257 252H259V251H257ZM63 253L64 252L62 251V254ZM156 253H157V251H156ZM201 253H202V255H201ZM251 253H252V251H251ZM255 253H253V254H255ZM14 254H17V253H14ZM185 254H183V255H185ZM197 254H199V255L197 256ZM223 254H225V252H223ZM261 254H263V253H261ZM36 255H37V253H36ZM118 255H119V253H118ZM145 255H147V254H145ZM156 255H158V254H156ZM169 255H166V256H169ZM86 256L88 257V253ZM143 256H144V254H143ZM225 256H227V254H225ZM236 256H238V255H236ZM247 256H245L244 258L246 259ZM161 257H163V256H161ZM165 257H163V258H165ZM170 257H171V255H170ZM241 257H239V259ZM258 257H259V255H258ZM14 258L16 259V257H14ZM192 258L193 259L196 258V259H194L195 261ZM217 258H219V256ZM217 258L216 257L214 258L215 261L212 262V264H216V263L219 264V262H216V261H218ZM36 260L37 259H35V261ZM203 260H205V259H203ZM231 260H233V259H231ZM186 261H185V263H187ZM252 261H254V260H252ZM132 263H134V262L132 261ZM55 264H59V263L57 262ZM140 264H142V263H140ZM157 264H159V263L157 262ZM168 264H170V262Z\"/></svg>","mask_w":264,"mask_h":264},{"label":"rangeland","instance_id":"obj_2","mask_svg":"<svg viewBox=\"0 0 264 264\" xmlns=\"http://www.w3.org/2000/svg\"><path fill=\"white\" fill-rule=\"evenodd\" d=\"M52 153H53V152H52ZM54 153H56V152H54ZM60 153H61V152H60ZM60 153H59V156H60ZM66 153H68L69 156H68L67 154H63V156L66 155V156H64V157H67V158H68L67 160H66V158H65V159L63 158V160H64L63 162H65V161H66V163L70 162L69 158H70V159L72 158V162H73V164L71 163L72 165H69L70 163H68V166H67V167H68L69 169L66 168V166H65L66 170L68 169L66 173H69L68 171H69L70 169H71V172H73V170H72L73 168H71V166L76 167L75 164H76V163H79V164H77L76 169L74 168V169H75L74 172L77 173V172L79 171L78 174H76V173H74V172H73V175H71V172H70L69 174L71 175V177H72L73 180H75V178H76V181H73L74 183H76V182L79 181L78 185L80 184V186L77 187V183H76V186L74 187V183H73V182H72V189H71V187H69V185H70L69 183H68L69 185H67V186H68L67 188H66V186H64L65 188H63V187H62L63 185L60 186L61 188H58L57 186H55V188L57 187L56 190H59V189L62 190L63 194L66 192V190H67L68 188H70L71 190L74 189L75 192L77 191L76 194H77V193L81 194V192L83 191L82 193H83V195H84V198L86 199V196H87V195H88L87 197H89V194H90V196H91V193H93V192H91V193L89 192L90 190H93L92 187H94V189H95V188H97V189L99 188V191L101 192V191H102L101 189H103L104 187H102L103 185L101 186V183H102L103 181L101 182L99 179L102 178V176H103L102 179L105 178L104 171L107 170V169H104V170H103V168H108V172L110 173V170H109V169H112V168L116 169L115 167L118 166L117 168H123V169H125V170H124V171H126L125 173H124L123 171H120V172L123 173L124 177H127V178H126L127 180H126L124 177L120 178L121 175L118 176V174H120V172H119V173H115V172H112V171H111V172L113 173V177H112V178L115 179V178H118V177H119L118 180L121 181L120 185L117 187L118 182H116V181H118V180L115 179V182L117 183V185H114L115 182L113 183V179L110 177V176L112 175V173H110V174L107 173V175H109V177H110L111 182L113 183V186H112L111 184H108V185H107L106 182H105V184H106L107 186H109V187H106V186H105L104 189H105V191L107 190V192H106L107 194L110 193V190L112 189V190H113L112 193H114V197H115V198H113V195L111 196V193H110V196H111V197L109 198L110 200H109L107 197H104V199L102 198L101 200H102V201L105 200V203H106V204H104V202H102V201L100 200V198H98L99 202L101 201L100 204H101V203L103 204V205H102V204H101V205L99 204V206H101V207H99V206H97V205H96V206L93 205V203H94V204H96V203L98 204V203H99V202H96V200H97L96 198H97V197H96V198H93V196H95V195L91 196L90 198H87V200L89 199L88 202L90 201L89 203L87 202V200H82V202H81V201L78 202L79 204H80V203H83V202H87V203H85V206L82 207V210H83V208L85 209V207L87 208V211L90 213V215H89V219H90V217H91L90 221L92 220L91 223L89 222L91 225L88 223L89 219L87 218L88 220H85V219H86V216L83 217L82 212H81L82 210H81V211H80V210H79V211L77 210V212H78L77 216H76V213H77V212H75V215H74L75 218H71L72 220H73V219L78 220V222H75V220L72 221V220H70V218H69V219H66V218L69 216V214H70V213H69V214L66 213L67 211H69V212L71 211V213H72V211H75V209H77V208H74V207H72V206H73L75 203H77V200H78V199H76V202H72V200H69V199L67 198V197H68V196H67L68 193H67V194L65 193V194H66V199H65V196L63 197V195H62L63 200L60 199L61 202H62V204H58V202H56V203L59 205V208L61 207V208H60L61 211H62L61 214H63V213L66 211L65 213L67 214V215H66L67 217H66V216L63 217V215H65V214H63L62 216H60L61 214H58L59 212H58V213L55 212V210L58 211V209L56 208L57 206L54 205V202H53V200H52L53 204H48V203H46V209H47V211H49V208H52V207L55 206V208H52V209H55V210L52 211L53 214L50 216V218H49V216H48L47 214L50 213L51 211H49V212L47 213V211H46L45 208H43L44 210L41 208L42 206L45 207V205H44V204L42 205V203L37 202V199H40L39 201H41V198H39V197H40L39 194H36V193H38V192L35 191V190H34L35 193L32 192L36 197H38V198L36 199V197L33 195V196L35 197L36 200H35V199L33 198V196L29 193L30 196H32V198H33V200H34V204H35L37 207H40V209H42L43 212H46V215H47L48 218H49L48 221H49V220L51 221L52 216H53V219H58V218L60 217L59 220H61V221L63 220V221L61 222V224L63 223V224H64V227L66 226V227L64 228V230H66V229L68 228L67 226L70 225L71 222H72V225H73V226L71 225L70 228H71V227H74V226H75L74 224H76V227H77V226L79 225V223L81 224L82 222H85V221H87V223L89 224V225H88V224H85V226H84V223H82L80 226H78V227H81V226L83 227V226H84V227L82 228V231H81V228H79V230H77V232H78V231H79V232H80V231H81V232H83V231H87V230L93 229L95 226H97V228L95 227L96 230H98V227H101V228L105 227V228L102 229V231H103V230L105 231V229H106V231H105V233H104L105 237H103V235H102L103 233H101V230H100L101 228H99V230H100L99 232L95 230L98 234H95V232H94V233H92V236H91V237L89 236L88 233H90L91 231L93 232V230H91L90 232L87 231V232H84V233H83L84 238L81 236V239H79L80 242H78V243H80V244H85V243L88 244V242H89V243H90V242H91V243H92V242H94V243L97 242V243H98L99 241L104 240V239H116V238H124V237H125V239H127V238H128V239H147V238L149 239L151 236L157 237V235H158L159 237H161V236H160L161 230L163 231V235H162V233H161L162 238H165V237L167 236V235L164 236V234H167V233H166L167 226H168L169 228H170V227L173 228V227L176 226V227L174 228V230L178 227V226L176 225L177 217H179V221H182V220H183L182 222H185V221L187 222V223H186V222L184 223V224H186L185 227L187 226L185 230H187V229H191V227H192V230H191V231H187V233H188V234H187L186 231L184 230V225H183L182 223H179L180 225L182 224L181 226L183 227V229H182V227L180 226V228H181L180 231H182V230L185 231L184 233H186L187 235L190 236L191 242H192V241H195V244H196V243H199V242L202 244V243L204 242V244H203L204 246H205V243L210 242V243H209L210 248H208V247H209V246H208V247H206V249H205V250H207V249L209 250V251L207 250L209 253H208V255L206 256V261H207V263H208L209 259L214 255V251H216V250L218 251V248H219L220 242H221V240H223V239H225V240H227V239H229V238H230V239H234V238H232V237H235V236H236L235 238L238 239L237 235L239 236V234H240V236H241V234H244V235L246 234V235L248 236L247 238H249V239H251V237H252V238L254 237L253 239H257L258 237H259L258 239H261L260 237L262 236L261 233H262V231H263L262 228L264 229V227H261V229H259L260 231L262 230L261 233H260V231L258 232V230H257L258 228H256V226H255L256 229L253 227V226H254V225H253V224H254L253 222H255V221L252 222V225H253L252 227H253V228L255 229V231H257L258 233L255 232L254 229L252 228V230H253V232H252L253 236H251V235H252V234H251V231H252V230H249L250 232L247 230V229H248L247 227H249V226H247V225H249V223H248L247 221H245V222L248 223V224L246 223V225H245V226H247V227H246V228H247V229H246V230H247L246 233H242L243 231H242V232L239 231V234H238V232L236 233V235L234 234V231H233V230H234L235 228H238V227H237L238 225H241V224H238V225H237V223H239V222H238L239 220H238V221H235L237 226H236L234 229H229V230H228V226H227V228H226V227L224 228V225H228L229 223L231 224V221L228 222V221L230 220V217H231V219L234 220V218H236L235 216H238V214L240 215L241 212H240V213L235 212V213H237V214H236L233 218H232V214H230L231 216L228 217L229 220H228V221L225 220V222H226V221L228 222V223H226V224L224 223V221H222L221 223H224V224L222 225V227H223L222 230L219 228V227H220L219 225H221L220 222H219L220 224L218 223L219 225H218V227H217V225H216L217 222H218V221H221V220H224V219H223L224 216H223V218H222V217H220L221 214H220V215H217V214H213V213H214V212H215V213H217V212H221V210L223 211V209H225V206H223L224 204L222 205V203L225 202V201L223 200L224 198H223V199L221 198L224 202L222 201V203H220L221 200L219 201V200L217 199V197L219 196L217 193H220V192L222 191L223 187H224L223 185L226 184V183H225V184L221 183V181L224 180L225 177H224V178H222V177L225 176L229 171H227V173L224 171V173H226V174L223 175V176H222V174H220V175L217 174V173L219 172L218 170H219L220 166L223 165V164H222L223 162H221V161H223V160H220L219 157H216V158H215V154H211V155H214V160L219 159L220 161L217 160V162H219V164L216 163L215 165H216V166L219 165V167H218V166H217V167H214V170H217V172L215 171V173H216L217 176H218V175H219V176H222V177H221L222 180H221V178H217L216 176L213 177V179H216V180H212V178L210 179L209 176H207L206 179H207V181H208L209 179L211 180V181H208L209 183H212V181H214V182L217 181V185L219 184L218 182L220 181V185H218V187L221 186V184H223V185H222L223 187H222L221 191H220V190H217V188H218L217 185L213 183V185H214V186H213V187H214V190H215V187H216V192H217V193H215L214 196H212V198H211V194H213V192H215V191L212 190V188H213V187H211L212 184H211V185H209V184L207 185V182H205L206 179H205V181L203 180V181L205 182V183L203 182V184H202V182H198V180L202 181V178L204 179V177H205V175H204V173H203V172H204V171H203V170H204L203 166L205 165V166L207 167L206 164L209 163V162L206 163V162L208 161V160H207V155L205 156L206 158L202 155V158L204 157V159H206L207 161L202 160V158L199 159V157H200L201 155H200V156H199V155H196V157L198 156V157H197L198 159H197L196 157H192V159H191V156H185V157H184V156H177V155H174V156H171V157H170V156H168V157H164V156H162L163 158L161 157L160 154H158V155H160V156H158V155H141V156H140V155H135V157H134L133 155H130V156H133V158H136V160H138V159L140 158V160L142 161V162L140 161V163H141V165H140V163L138 164V161H139V160L136 161V162H137V163H136V162L133 161V158H132L131 160L133 161V163L131 162V165H130V162H129L130 160H128V164H127V159H128V158H131V157H129V156H127V155H120V156L122 157V158L120 159L121 162H120V164H117L118 161H117V159H115V157H117V156L114 155V156H115V157H114L112 154H106V155L104 154L105 157H104V155L102 156V158L104 157V158H103V161L107 159L108 155H110L109 157H111L112 159L114 158L113 160H115V161H113L111 158H108V159H110V160H108V162H105V161H104V163H103V162H101V161H102V160H101V159H102V158H101V155H102V154H101V155L99 154L100 156H99V155H98V156L101 158V159H99V160H101V161L96 160V159H95V160H96V162H98V166H99L98 168H100V169H99V170H100L99 172H100V173L103 172V173H102L103 175L101 174L102 176H100V175H99L100 173H98V169H95V167H94V165H96V168H97V163H95V161L92 160V157H93L94 152L89 153V156H88V153H87V152H86V153H83V152H77V154H76V152H74V153H72V152H66ZM70 153H71V154H70ZM78 153H79V154H78ZM82 153H83V154H82ZM22 154H23V157H21V158L24 159V157H25L24 161H27V159H29V157L27 158L26 156H28V155L25 154L26 156H24V153H22ZM28 154H29V153H28ZM37 154H38V153H37ZM72 154H73V155H72ZM74 154H76V155H74ZM80 154H81V155H80ZM84 154H85V155H84ZM86 154H87V155H86ZM91 154H92V156H91ZM95 154H96V152H95ZM97 154H98V153H97ZM97 154H96V155H97ZM234 154H235V153H234ZM245 154H246V153H245ZM256 154H257V153H256ZM256 154H255V155H256ZM260 154L263 155L264 153H263V152L258 153V154H257V159L259 158L260 160H259V159H258V161H257V159L254 160V161L252 160L253 163H254V162H258L259 165H260V164H263V162H264V158H263V156H264V155L261 157ZM1 155H3V154L0 153V160L3 159L2 161H4V162H5V160H7L5 164H4V162L1 164V165H4V166H2L1 170L4 169V171H6L7 173L4 172V171H2V172H0V174H1L0 176H2V173H3L4 175L7 174L8 177H6V176H5V177H6V178H11V180L8 179V181H9V182H14V181H12V179L15 180V178L19 177V176H17V177L14 178V177L11 176V175H12V172L16 171V170H15V169H16V165H19V162H17V159H15V158L17 157V156H16L17 153H14V154L10 153L11 156L13 155L14 160L11 158L10 155H8V153H6V154L4 153L5 156H1ZM7 155H8V156H7ZM31 155H32V154H31ZM33 155H34V154H33ZM33 155H32V156H33ZM42 155H44V154H42ZM42 155H41V156H42ZM46 155H47V154H45L44 157H45ZM50 155H51V154H50ZM50 155H49V156H50ZM53 155H55V154H53ZM53 155H51V156H52L51 158H54ZM162 155H163V154H162ZM211 155H210V157H212ZM221 155H222V154H221ZM221 155H220V156H221ZM225 155H227V154H225ZM231 155H232V154H230L229 156H231ZM235 155H237V154H235ZM242 155H243V154H242ZM246 155H247V154H246ZM252 155H253V154H252ZM18 156H21V155H19V153H18ZM34 156H36V157H34ZM34 156L32 157L33 159H34V158H37V155H34ZM56 156H58V153H57ZM56 156H55V157H56ZM61 156H62V154H61ZM75 156H78V157L73 158V157H75ZM83 156H86V157H83ZM98 156L95 157V155H94L93 159H94V158H98ZM106 156H107V157H106ZM126 156H127L128 158H127ZM136 156H137V157H136ZM146 156H147V157H146ZM148 156H149V157H148ZM152 156H153V157H152ZM208 156H209V155H208ZM216 156H217V155H216ZM229 156H228V157H229ZM233 156H234V155H233ZM239 156H240V155H239ZM244 156H245V155L242 156L243 159H244V158L249 159V158L251 157V155H250L249 158H248V155L245 156V157H244ZM1 157H2V158H1ZM179 157H181L182 160H181V158H179ZM210 157H209V158H210ZM223 157H224V156H223ZM223 157H222V158H223ZM10 158H11V159H10ZM26 158H27V159H26ZM30 158H31V156H30ZM32 158H31V159H32ZM40 158H41V157H40ZM56 158H57V157H56ZM61 158H62V157H61ZM77 158H78L79 160H80V158H81V161H82V159H84V158H86V159L88 158L89 161H92V162H94V163H92V162H88L87 160H85L83 163H84V164H85V163H88V166H87L86 164H85V166H84V164L81 163V161L79 162V160H78ZM105 158H106V159H105ZM117 158H118V157H117ZM146 158H147V159H146ZM155 158H157V159H155ZM175 158H177V159L175 160ZM193 158H194V159H193ZM212 158H213V157H212ZM222 158H221V159H222ZM229 158H230V157H229ZM240 158H241V157H240ZM242 158H241V159H242ZM255 158H256V156H254L253 159H255ZM33 159H32V160H33ZM42 159H44V158H42ZM58 159H59V157H58ZM90 159H91V160H90ZM144 159H145V161H143ZM161 159H162V160H161ZM172 159H174V160H172ZM179 159H180V160H179ZM183 159H184V160H183ZM185 159H186V160H185ZM188 159H189V160H188ZM223 159H224V158H223ZM227 159H228V158H227ZM227 159H226V160H227ZM231 159H232V156H231ZM235 159H237V158H235ZM261 159H262V160H261ZM12 160H13V161H12ZM34 160H36V161L38 160V162H39V164H40V161H41V160H40V161H39V159H34ZM34 160H33V162H36V161H34ZM45 160H46V159H45ZM54 160H56V159L54 158ZM60 160H61V159H60ZM74 160H76L77 162L74 161ZM122 160H124V161H122ZM147 160H148V161H147ZM156 160H158V162H157ZM177 160H178V161H177ZM190 160H193V161H195V162L198 163V164H196L195 162L193 163V161L190 162ZM197 160H198V161H197ZM201 160H202V161H201ZM209 160H210V159H209ZM245 160H246V159H245ZM8 161H9V162H8ZM21 161H23V160H20V162H21ZM29 161H30V160H28L27 163H28ZM47 161H51V160H47ZM110 161L112 162V164H111ZM149 161H150V162H149ZM152 161H154L155 164L157 163L156 166H158L159 168H158V167L156 168V166L153 164L154 162H152ZM160 161H161V162H160ZM164 161H165V162H164ZM173 161H174V164L172 163ZM185 161H186L187 163H186ZM199 161H200V163L203 162V161H205L206 164H204V165L201 164V165H202V166H201V165H199ZM230 161H231L230 164L232 165V168H230L231 165H229V163H228L227 165H229L230 167H229V166H226L225 170L228 169V168L232 170L233 167H236L235 163H237V166L240 164V167H241V168H242V166L244 167V163L246 164V161L242 164V166H241V162H239L240 160H239L238 162H235V160H234L235 163L232 162L233 160H230ZM236 161H237V160H236ZM249 161H251V159H249ZM259 161H262V163H260ZM10 162H11L12 164H13L14 162H16V164H15V166H14V167H15V168H14V171H13V166H11L12 164H11ZM56 162H57V161H56ZM56 162L54 163L55 165H56ZM58 162H59V160H58ZM99 162H101L104 166H103L102 164H101V166H100V163H99ZM176 162H177V164H176ZM211 162H213V161H211ZM215 162H216V161H215ZM224 162H225V161H224ZM0 163H1V161H0ZM21 163H23V162H21ZM44 163H46V162H43V164H44ZM50 163H51V162H50ZM59 163H60V164H58V163H57V164L60 166V165L62 164V161L59 162ZM66 163H65V164H66ZM122 163H123V164H122ZM184 163H185V165H184ZM226 163H227V162H226ZM238 163H239V164H238ZM247 163H248V162H247ZM7 164H8V166H7ZM24 164H26V162L23 163V164H21V166H17V167L19 168V169H18L19 171L22 170V169L25 170V171H24V172H25V173H24L25 175L23 174V170L20 171V173L23 174V175H22V174H21V175H22V176H25V178H23L22 180H24V179L26 180V179H27L26 177L30 176V175H28V174H29L30 172H32V171H33V172L36 171L37 173L43 171V169H42V171L40 170V165H39L38 163H37V165H39V166L33 168V169H35V170H32V169H31L32 165L30 166V165L27 164V165L30 167V168H29L28 166L25 167L26 165L24 166ZM30 164H31V162H30ZM80 164H81V165H80ZM90 164H92L93 167H92V166L90 167ZM93 164H94V165H93ZM147 164H148V165H147ZM150 164H151V165H150ZM160 164H161V165H160ZM190 164H191V165H190ZM210 164H212V163H210ZM220 164H222V165H220ZM224 164H225V163H224ZM233 164H234V165H233ZM34 165H35V164H34ZM37 165H36V166H37ZM49 165H52V164H49ZM58 165H56V167L53 166V169H54V168H57ZM63 165H64V164H62L61 166H63ZM66 165H67V164H66ZM105 165H107V167H106ZM127 165H128V167H127ZM132 165H134V167H133ZM166 165H167V166H166ZM183 165H184V166H183ZM187 165H188V166H187ZM195 165H196V166H195ZM215 165H214V166H215ZM250 165H251V164H250ZM250 165L248 164V165H247V168H248ZM259 165H257V164H255L254 166L251 165V167H252V166L255 167L254 169H253V167L251 168V169H253V171H252V170L250 169V167H249V170H247V169L245 168V170H244L245 173H240V174H243V175L246 174V170H247V171H251L252 173H254V172H257V173H258V172L261 170L260 172H261L262 174H264V173H263L264 171L262 172V170H263L264 168L261 167L262 165H260V167H259ZM6 166L8 167V169H7ZM9 166L11 167L12 171H11V169H10ZM45 166H46V165H45ZM47 166H48V162H47ZM59 166H58V167H59ZM61 166H60V167H61ZM102 166H103V167H102ZM125 166H126V167H125ZM148 166H149V167H148ZM161 166H162V167H161ZM174 166H175V167H174ZM179 166H180V167H179ZM198 166H200V169L203 168V169H201V170L203 171V172L201 171V173H203V174H200L201 176H204V177H202V178H201V177L199 178V176H198V173H200V172H198V171H200V169H198ZM224 166H225V165H224ZM257 166H258V167H257ZM3 167H4V168H3ZM23 167H25V168H23ZM41 167H43V165H42ZM111 167H112V168H111ZM130 167H133L135 170H134L133 168H132V169H133V170H132ZM186 167H187V168H186ZM195 167H196V168H195ZM208 167H209V165H208ZM211 167H212V166H211ZM245 167H246V166H245ZM26 168H27V170H28V169H31V170H29V172H28V171L26 172ZM43 168H44V167H43ZM46 168H47V167H46ZM65 168H64V169H65ZM85 168H86V169L88 168V169L86 170ZM90 168H92L93 170L90 169ZM143 168H144V169H143ZM150 168H151V169L154 168L153 170H155V171H154V175L156 174L155 176H153V174H152L153 172H151V171H153V170H151ZM161 168H162V169L164 168L165 171H164V170H159V169H161ZM182 168H183V169H182ZM185 168H186V170H185ZM194 168H195V170H194ZM215 168H216V169H215ZM223 168H224V167H223ZM5 169H7V170H5ZM9 169H10V170H9ZM48 169H50V168H48ZM57 169H58V168H57ZM60 169H61V168H60ZM78 169H81V170H78ZM84 169H85V170H84ZM94 169H95V171L97 170V172L94 174V175H97V177H95L93 174H92V176H94L95 178H98V180L101 182V183H98V185H97V184H96V183H97V180H96V183H95V184L97 185V187H95L93 180H91V177L88 178V176H91L90 172H91V173H94V172H95ZM114 169H112V170H114ZM123 169H122V170H123ZM136 169H137V170H136ZM145 169H147V171H150V170H151L150 173H149V172L146 173L147 171H146ZM171 169H172V170H171ZM188 169H190V170L188 171ZM208 169H209V168H207V170H208ZM229 169H228V170H229ZM255 169H258L259 171H258V170H255ZM18 170H17V172H18ZM44 170H45V169H44ZM46 170H47V169H46ZM54 170H55V169H54ZM61 170H63V169H61ZM89 170H91V171L89 172ZM119 170H120V169H119ZM119 170H118V171H119ZM144 170H145V173H144ZM156 170H158V172H159L158 174H157ZM175 170H176L177 172H176ZM197 170H198V171H197ZM212 170H213V168H212ZM212 170H211V171H212ZM222 170H223V169H222ZM233 170H234V169H233ZM233 170H232V171H233ZM241 170H243V169H241ZM56 171H58V170H56ZM115 171H116V170H115ZM136 171H137V173L141 176L140 178L142 179L143 183H141L142 181L140 182V180H141L140 178H139L140 180L138 181V179H137V177H136V176H137V175H136ZM160 171L164 172L165 174H164V173H161ZM166 171H167V172H166ZM170 171H171L172 174H170ZM172 171H175V173H178V171H180V172H179L178 174H175V173H173ZM190 171H191V172H190ZM205 171H206V170H205ZM211 171H210L209 173L207 172L206 175L210 174ZM237 171H238V172H237ZM9 172H11V173H9ZM47 172H49V170H48ZM51 172H53V171H51ZM81 172H82L83 174H86V172H87V173L90 174V175H88V174H87L88 176H87V175H82ZM105 172H107V171H105ZM127 172H128L129 174H128ZM130 172H131V174H130ZM133 172H134L135 174H134ZM140 172H141V173H140ZM155 172H156V173H155ZM168 172H169V173H168ZM189 172H190V173H189ZM196 172H197V174H196ZM234 172L237 173V176H238L239 172H242V171H240V168H239V169L237 168L236 170H234ZM234 172H233V174H234ZM8 173H9V174H8ZM15 173H16V172H14V174H15ZM18 173H19V172H18ZM37 173H35L36 176L39 175V174H37ZM53 173L55 174V173H57V172H53ZM59 173H60V171L58 172V174H59ZM97 173H98V174H97ZM181 173H182V175H181ZM215 173L213 172L214 175H215ZM219 173H221V172H219ZM249 173H250V172H248V174H249ZM252 173H251V176H252V177H256V176L252 175ZM261 173H260V174H261ZM14 174H13V176H14ZM31 174H32V173H31ZM43 174H44V173H43ZM58 174H57V175H58ZM63 174H64V171H63ZM126 174H127L128 176H127ZM145 174H146V175H145ZM147 174H148L149 176H148ZM161 174H162L163 176H162ZM167 174L170 175V177L173 178V179L168 178L169 176H168ZM174 174H175V175H174ZM189 174H191V175H189ZM213 174H212V175H213ZM255 174H256V173H255ZM16 175H17V174H16ZM16 175H15V176H16ZM27 175H28V176H27ZM33 175H34V174H33ZM33 175H31V176H33ZM41 175H42V174H41ZM45 175H47V174H45ZM61 175H62V174H61ZM61 175H60V176H61ZM76 175H77V176H76ZM98 175H99V176H98ZM114 175H115V177H114ZM125 175H126V176H125ZM135 175H136V176H135ZM139 175H138V176H139ZM157 175H159V176H158V179L156 178ZM160 175H161V176H160ZM166 175H167V176H166ZM183 175H185L186 177H185V176L183 177ZM188 175H189V176H188ZM195 175H196V176H195ZM227 175H228V174H227ZM258 175H259V173H258ZM258 175H257V177L261 178V177L258 176ZM31 176H30V177H31ZM48 176H49V175H48ZM50 176H51V175H50ZM67 176H68V178L70 179V177H69L68 174H66V177H67ZM74 176H75V177H74ZM85 176H86V177H85ZM116 176H118V177H116ZM143 176H144V177H143ZM145 176H146V177H149V178L147 179ZM151 176H153V177H151ZM164 176H165L166 178H165ZM173 176H174V177H173ZM175 176H176V177H175ZM179 176H180V177H179ZM197 176H198V179L195 181V179L197 178ZM219 176H218V177H219ZM261 176L263 177V175H261ZM43 177H44V176H43ZM51 177H52V176H51ZM53 177H54V176H53ZM94 177H93V178H94ZM109 177L106 176L107 179H108ZM128 177H129V179H128ZM132 177H136L137 180H136L135 178H132ZM192 177H193V178H192ZM215 177H216V178H215ZM226 177H229V175L226 176ZM231 177H233L232 174H231ZM231 177H230V178H231ZM242 177H243V176H242ZM249 177H250V175H249ZM6 178H5V179H6ZM21 178H22V177H21ZM28 178H29V177H28ZM39 178H40V177H39ZM46 178H47V177H46ZM60 178L63 179V177H60ZM60 178H57V177H56L55 181L58 180V179H60ZM68 178H67V179L64 178L65 181H63V182H66V180H68ZM81 178H82V179H81ZM83 178H84V179H83ZM93 178H92V179H93ZM154 178H155V179H154ZM159 178H160V179L162 178V179L160 180V186H158V185H159V183H158ZM163 178H165V179L163 180ZM185 178H186V180H185ZM187 178H188V180H187ZM230 178H228V180H229ZM259 178H258V179H259ZM17 179H20V178H17ZM17 179L15 180V182L17 181ZM30 179H32V178H30ZM30 179L28 180L29 183H31ZM34 179H35V178L33 177V182H34ZM72 179H71V181H72ZM80 179H81L82 181H81ZM85 179H86V180H85ZM87 179H88V181H87ZM107 179H104V180L106 181ZM124 179H125V180H124ZM145 179H146V180H145ZM150 179H151V183L149 182ZM166 179H167V180H166ZM168 179H169V181H170V179L173 180V181H174V179H175L177 182H176V181H175V182H171V181H170L171 183L169 182L170 184H168ZM192 179H193V181H192ZM217 179H220V180L218 181ZM233 179H234V180H237V179H238L237 181H239V180L241 179L239 182H242V181L245 179V176H244L243 180H242L241 176H240V179H239V176H238L237 179H236V176L233 177ZM233 179H231V180H229V181H232ZM250 179H252V182L250 181ZM250 179H249L250 184H254L255 182L258 183V182H257V181H258L257 179H254V178H250ZM253 179H254V180H253ZM262 179H263V180H262ZM1 180L3 181V179H0V181H1ZM25 180H24V184L26 185V186H25V189H27L26 187H28V186L30 187L29 190H28V189H27V190H24V189H23V190L25 191V193H27V191H28V192H29V191H33V189L31 190V187H32V184H34L35 182H34V183L32 182L31 184H29L27 181L25 182ZM77 180H78V181H77ZM83 180H85L86 182L83 181ZM89 180H91L90 182H91V184L93 183L94 186H93V185H92L91 187L89 186V183H87V182H89ZM144 180H145V181H144ZM153 180H154V181H153ZM189 180H191V181L189 182ZM228 180H227V178H226V181H227V182H228ZM234 180H233V181H234ZM246 180H247V178H246ZM35 181H36V180H35ZM38 181L41 183L40 180H38ZM45 181H46V180H45ZM51 181H52V180H51ZM53 181H54V180H53ZM53 181H52V182H53ZM107 181H108V183H110L109 179H108ZM128 181H129V182H128ZM133 181H134V182H133ZM136 181L140 182V184L137 183ZM146 181H147V184H146ZM156 181H157V182H156ZM162 181H164L165 183H161ZM179 181H180V182H179ZM253 181H255V182L253 183ZM259 181H260V180H259ZM262 181L264 182V177L261 178V181H260V184L264 185V183H263ZM4 182L7 183V181H5V180H4ZM4 182H3V183H4ZM15 182H14V183H15ZM19 182H20V183H23V181H21V180H20ZM52 182H49V183L47 182V183H48V184H51ZM56 182H57V181H56ZM68 182H69V180H68ZM127 182H128V183H127ZM130 182H131V183H130ZM178 182H179V183H178ZM183 182H188V183L185 184V183H183ZM193 182H195L197 186H198V184H199V186H198L199 188H197L198 190L195 188L196 185H195V183H193ZM197 182H198V183H197ZM234 182H235L236 185H237V182H236V181H234ZM247 182H248V180L245 182L246 184L244 183V181H243L242 183H243V185H244V184H245V185H248ZM261 182H262V183H261ZM6 183H5V184H6ZM14 183L6 184V185H3V186H4V187H5V186H10V187H11V184H12V186H13ZM17 183H18V181H17ZM20 183H19V184H20ZM26 183H28L29 185L26 184ZM40 183H39V184H40ZM45 183H46V182H45ZM47 183H46V185H45L46 187L48 186ZM53 183H54V182H53ZM60 183H61V182H60ZM66 183H67V182H66ZM81 183L83 184V186L81 185ZM86 183H87L88 185H87ZM103 183H104V182H103ZM122 183H125L124 186H126V184H127L128 186H126V187L121 186ZM129 183H130V184H129ZM155 183H157V185L154 186ZM181 183H183L185 186H184V185H183L184 187L181 186V185H182ZM189 183L191 184V186L193 185V186H192V189H194V190H193V193L191 192L192 189H191ZM200 183H201V184H200ZM19 184H18V185H19ZM37 184H38V183L36 182V183H35L36 187H37ZM61 184H62V183H61ZM99 184H100V186H99ZM161 184H164L163 187H162ZM165 184H167V186H165ZM179 184H180V185H179ZM188 184H189V185H188ZM227 184H228V183H227ZM231 184H232V185H231ZM240 184H241V183H240ZM250 184H249V186L247 187V189H248L249 187H251ZM0 185L2 186V183H0ZM15 185H16V184H15ZM27 185H28V186H27ZM40 185L42 186V184H40ZM65 185H66V184H65ZM122 185H123V184H122ZM138 185H140L142 188H141L140 186H138ZM168 185H169L170 188L168 187ZM176 185H178V186H176ZM215 185H216V186H215ZM230 185H231V186H234V187H231V189L234 188V190L237 189L236 187H239V185L235 187V184H233V182L230 183ZM258 185H259V183H258ZM45 186H43V187L46 188ZM58 186H59V185H58ZM85 186H86L87 188H86ZM98 186H99V187H98ZM111 186H112L113 188H112ZM153 186H154V187H153ZM157 186L160 187V190H159V191H158V189H156ZM186 186L190 187L191 190H190L188 187H187V188H188V189H187ZM200 186H201L202 188H200ZM209 186L211 187V189H208ZM228 186H229V184H228ZM252 186H253V185H252ZM259 186H260V185H259ZM16 187H18V186H16ZM29 187H28V188H29ZM33 187H34V186H33ZM33 187H32V188H33ZM36 187H35V188H36ZM43 187H41V189H42ZM51 187H52V186H51ZM88 187H89L90 190H88ZM100 187H101V188H100ZM115 187H117V188H115ZM119 187H120V188H119ZM127 187H128L129 189H128ZM137 187H138V188H137ZM152 187H153V188H152ZM155 187H156V188H155ZM171 187H172V188H171ZM176 187H177L178 189H177ZM180 187H181V188H182V187L185 188V189H184L185 191H184L183 189L181 190ZM207 187H208V188H207ZM256 187H257V185L255 184L254 189L250 190V188H249V190H250L251 192H252L253 190L255 191V192L253 191V194H254V195L250 192V193L253 195V197H254V196H255V197H256V196H261L262 194H264V190H263L264 187H263V186H262V187L260 186V187H261V190L259 189L260 191L257 190V189L260 188V187H258L257 189H256ZM5 188H6V187H5ZM5 188H4V189L2 188V189H3L4 191H5V190H6V191L9 190V189H7V188L5 189ZM22 188H24V186H23ZM22 188H21V190H20V186H19L18 189H19L21 192H24V191L22 190ZM35 188H34V189H35ZM37 188H38V187H37ZM37 188H36V189H37ZM39 188H40V187H39ZM44 188H43V189H44ZM106 188H107V189H106ZM114 188H115V189H114ZM118 188H119V189H118ZM143 188H144V190H143ZM161 188H163V189H161ZM168 188H169V189H168ZM179 188H180V189H179ZM204 188H205V189H204ZM220 188H221V187H220ZM226 188H227V187H226ZM242 188H243V189H242ZM242 188H240V189H242V191H240V189H237V190L240 191V192H244V193H245L244 189H246V188H244V187H242ZM262 188H263V189H262ZM10 189H11V188H10ZM15 189H16V188H15ZM41 189H40V190L38 189L39 192L41 191ZM63 189H66V190H63ZM82 189H85V190H82ZM86 189H87V190H86ZM120 189H121V191H120ZM132 189H133V190H132ZM147 189H148V191L146 192ZM154 189L156 190V192H155ZM218 189H219V188H218ZM224 189H225V188H224ZM3 190H2V191H3ZM44 190H45V189H44ZM51 190H52V188H51ZM60 190H59V191H60ZM79 190H80L81 192H80ZM112 190H111V191H112ZM115 190H118V191H115ZM125 190H126V191H125ZM137 190H138V192L141 191V192H140L141 195L139 194L138 197L136 198V194H138ZM149 190H150V191H149ZM166 190H167V191H166ZM178 190H179V191H178ZM188 190H189V191H188ZM195 190H196V191H195ZM200 190H201V191H200ZM211 190H212V191H211ZM229 190H230V187H229ZM9 191H10V190H9ZM14 191H15V190H14ZM46 191H48V188H47ZM68 191L70 192L69 189H68ZM86 191L89 192V194H88ZM99 191H98V190H95L94 193H95V192H99ZM119 191H120V193H118ZM143 191H144V192H143ZM157 191H158V192H157ZM205 191H206V192H205ZM210 191H211V192H210ZM219 191H220V192H219ZM238 191H237V192H238ZM257 191H258V192H262V194L260 195V193H259V194L257 195V193H256ZM12 192H13V191H12ZM17 192L19 193V194H18V193H17V194L20 195V192H19V191H17ZM41 192H42V191H41ZM41 192H40V195H41ZM75 192H74V193H75ZM103 192H104V191H103ZM103 192H101V193H102V196H104V195L106 194V193L104 192V195H103ZM150 192H151V193H150ZM152 192H155V195H156V197H155V198H156V201H153V203L155 202L156 206L153 205L152 202H150V201H152V200H150V199H151V198H150V197H151L150 195L155 196L154 193L152 194ZM167 192H169V193H167ZM172 192H173V193H172ZM176 192H177V193H178V192L180 193L182 199H183V196H184V199H183L184 201H183L181 198H180V200H179V198H178L179 193L177 194ZM181 192H182V193H181ZM186 192H187L188 194H186ZM195 192H197V194H196ZM198 192H199V193H198ZM201 192H202V194H200ZM204 192H205L206 195L204 194ZM226 192H227V191H226ZM231 192H233V193H232L233 196L230 197V199H231V198H233V199H238V198H239L238 200H236V202H238V201L240 200V197H242V196L244 195V193H242L240 197L234 198V196H236V194H237V193L235 194L236 190H235V192H234L233 189H232ZM247 192H249V191L247 190ZM9 193H11V192H8V194H9ZM25 193H23V194L21 193V194L24 195ZM101 193H100V194H101ZM116 193H117V194H116ZM122 193L124 194V199L126 198V199L123 200V201H122V198H123V194H122ZM130 193H131V194H130ZM146 193H147V194H146ZM149 193H150V195H149ZM158 193H162V194H159V195H158ZM165 193H166V194H165ZM183 193L186 195V197H185V195H184ZM190 193H191V194H190ZM194 193H195V196L197 197V199L199 198V200L195 201L196 205H195V206L193 205L194 208L192 207V209H196V208H195L196 206H199V207H200V205H202V207H203V206L205 207L204 210H206V206H209V207H207V209H208V208L210 209V206H211V208H214V205H215V204H216V205H215V208H217L216 206H218V208H219V207L221 208V209H215V211H214V209H212V211H213V213H211L212 215L210 214L211 211H209V210L206 211V212H207V215H206V216H209V217L212 216L213 218L211 217V220H213V221H211L209 218H208V219L206 218L207 222H206L205 220H202V219L200 220V218L202 217V215H200L201 217L199 218V215L197 216V213H196V215H195V213L193 214V212H192L193 216L195 215V216H194V219H193V218H192V219L189 218V217H192V216L189 215V214H191V213L188 214V210H190V209H187V204H188V206H189V203H190V205H191V203L194 204V202H190L191 200L194 201V199L196 198V197L193 195ZM255 193H256V194H255ZM0 194H1V192H0ZM2 194L4 195V192H3ZM14 194H15V192H14ZM17 194H16V195H17ZM44 194H45V195H46V194L49 195V194H51V191L44 192ZM53 194H54V193H53ZM56 194H57V192H56ZM59 194L61 195V193H59ZM70 194H71V192H70ZM85 194H86V195H85ZM100 194H99V195H100ZM115 194H116V196H115ZM118 194H120V195L118 196ZM163 194H164V195H163ZM168 194H169V195H168ZM172 194H173V195H172ZM220 194H221V193H220ZM225 194H226V193H225ZM230 194H231V193H230ZM245 194H246V193H245ZM3 195H2V196H3ZM16 195H14V197H15ZM18 195H17V197H16L17 202L15 201L14 203L16 204L17 207L20 208V206H21L22 203H18V201L21 200V199H19V198H21V195H20V197H19ZM60 195H58V196H60ZM74 195H75V194H74ZM96 195L98 196V193H96ZM108 195H109V194H108ZM108 195H107V196H108ZM126 195H127V196H126ZM145 195H146V196H145ZM177 195H178V196H177ZM190 195L193 196V199H191L192 197H190ZM197 195H198L199 197H198ZM204 195H205V196H204ZM207 195H208V196H207ZM216 195H218V196L216 197V199H217L218 201H217L216 199L214 200V197H215ZM221 195H222V196H221ZM221 195H220V197H225V195H223V193H222ZM238 195H239V194H238ZM238 195H237V196H238ZM2 196H1V197H2ZM24 196H25V195H24ZM24 196H22V197L25 198V201H26V200L28 199L29 195H28V193H27V197H26V196L24 197ZM100 196H101V195H100ZM128 196H129V199H127ZM159 196H161V197H159ZM201 196L204 198V200H203V198H201ZM230 196H231V195H230ZM245 196H246V195H245ZM10 197H11V196H10ZM10 197H5V196H4L3 198H4V199H5V198H8V199H10V200H13V199H14L13 197H12L13 199H11ZM18 197H19V198H18ZM62 197H60V198H62ZM76 197H77V195H76ZM79 197H82V195H81V196L79 195ZM79 197H78V198H79ZM117 197H119V198L121 197L120 200H118ZM139 197H140V198H139ZM147 197H149V198L147 199ZM170 197H171V198H170ZM174 197H175V198H174ZM206 197H207V198H206ZM208 197H209L210 199H212V202L215 203V204L212 203L213 205H211V204H210V203H211L210 201H208V203H207V202H206V199L208 200V199H209ZM226 197H227V196H226ZM228 197H229V196H228ZM246 197H247V198H245V200L247 199L246 202L249 203L248 200H249V199H252V196H250V194H249V196H246ZM248 197H250V198H248ZM3 198H2V199H3ZM42 198H43V194H42ZM45 198H46V197H45ZM51 198H52V197H51ZM92 198H93V199H92ZM116 198H117V200L119 201V204L122 203V204H120V205H122L123 208H120V207L118 208V206H120V205H118V203H116V202H117V200H115ZM133 198H134V199H133ZM145 198H146L147 200H146ZM155 198H153V199L155 200ZM177 198H178V199H177ZM205 198H206V199H205ZM243 198H244V197H242V201L240 200L241 202L244 201ZM261 198L263 199V198H264V195H263ZM261 198H259V200H258L257 198H254L255 200H254V199H252V200H254L253 202H255V201H259V202H257V203H259V205L261 206L262 204L264 205V203H263V202H264V199H263V201H262ZM2 199H1V200H2ZM18 199H19V200H18ZM70 199H71V198H70ZM73 199H74V198H73ZM82 199H83V198H82ZM95 199H96V200H95ZM106 199H108V201H107ZM112 199H113V200H112ZM161 199H162V200H161ZM163 199H164V200H163ZM169 199H170V200H169ZM172 199H173V200H172ZM175 199H177L176 201H179L178 204L176 203ZM187 199H188V200L191 199V200L189 201V203H187V204L185 205V203L187 202ZM201 199H202V200H201ZM225 199H226V198H225ZM256 199H257V200H256ZM14 200H15V199H14ZM14 200H13V201H14ZM28 200H29V202H28V203L26 202V203L29 204V205H31V206L33 207V205H32V204H33V203H32L33 201L31 202L32 199L29 198ZM43 200H45V199H43ZM47 200H48V199H47ZM47 200H46V201H47ZM80 200H81V198H80ZM93 200H94V201H93ZM126 200H127V202H129L128 204H127ZM138 200H140L141 205H140V203H139ZM145 200H146V201H145ZM157 200H158V203H159V204L157 203ZM160 200H161V201H160ZM168 200H169V201H168ZM181 200H182V202H180ZM185 200H186V202H185ZM200 200H201V201H200ZM213 200H214L215 202H214ZM227 200H228V198H227ZM260 200L262 201V204H260ZM6 201H9V200H6V199H5V201L2 200V202H3L4 204H6V206H7V203H8V202L5 203ZM21 201H22V200H21ZM23 201H24V199H23ZM25 201H24V203H25ZM56 201H57V200H56ZM63 201H64V202H63ZM65 201H68V202H65ZM78 201H79V200H78ZM91 201H92V202H91ZM109 201H112V203H108ZM131 201H132V202H131ZM143 201H144V202H143ZM163 201L166 202V203H164ZM170 201H171V202H170ZM172 201H174L173 203H175V204L177 205V207H175V208H172V207H171V204L174 205V204L172 203ZM203 201L205 202V204H203ZM216 201H217V202H216ZM231 201H232V200H231ZM240 201H239V202H240ZM10 202H11V201H10ZM41 202H42V201H41ZM50 202H51V201H50ZM52 202H51V203H52ZM69 202H71V204H72V206H70L69 209H72V210H67V209H68L67 207H66L67 209L65 210L64 207H63V206H64L63 203H64V204L67 203L68 206H69V204H70ZM114 202H115V203H114ZM124 202H126V203H124ZM134 202H135V203H134ZM160 202H161V203H160ZM168 202H169V203H168ZM200 202H202V204H200ZM218 202H219V204H221V205H217ZM229 202H230V201H229ZM234 202H235V200H234ZM236 202H235V203L232 202L233 205H236V208H238V207H242L243 205L246 206V202H244L243 205H242V203H240V204H241L240 206H237V204H238L239 202H238L237 204H236ZM250 202H251V201H250ZM3 203H2V205H3ZM14 203H12V205H14ZM59 203H60V202H59ZM78 203H77V204H78ZM113 203H114V204H113ZM132 203H133V204H132ZM150 203H151V204H150ZM167 203H168V204H167ZM198 203H199V205H197ZM206 203H207V205H206ZM257 203H256V202L254 203L255 209L257 208L256 210L254 209V206L252 205L253 203L250 205V206H252L251 208H253V211H254V212L256 211V213L254 214L253 211H252V209L250 208L249 211H250V212L252 211V216H253L251 220H256V219L258 218V217H257V218H255V217L258 215L257 212L260 211V210H259L260 208H261V209L263 208V211H264V206L262 205V206L260 207ZM67 204H66V205H67ZM83 204H84V203H83ZM107 204L111 205V208H110V206H107ZM125 204H126L127 206H126ZM146 204H148V206H146ZM161 204H163V205H161ZM164 204H167V207L169 208V210L166 208V206H164ZM229 204H230V203H229ZM255 204L258 205L260 208H258ZM0 205H1V204H0ZM2 205H1V206H2ZM10 205H11V204H10ZM23 205H26V204H23ZM23 205H22V208H24ZM49 205H50V206H49ZM53 205H54V206H53ZM116 205H118V206H116ZM152 205H153L154 207H153ZM158 205H160L159 207H160L161 209L158 208V211H159V212L161 211V214H160L159 212L156 211ZM169 205H170V206H169ZM184 205H185V206H184ZM226 205H227V202H226ZM233 205H232V206H233ZM238 205H239V204H238ZM247 205L249 206V204H247ZM4 206H5V205H4ZM6 206L4 207V209H6ZM8 206H9V204H8ZM8 206H7V207H8ZM47 206H48V207H47ZM51 206H52V207H51ZM125 206H126V207H125ZM136 206H137V207H136ZM139 206H140V209H139ZM143 206L148 207V208H145V207H143ZM151 206H152L153 208H152ZM212 206H213V207H212ZM27 207H28V206H27ZM79 207H81V206H79ZM94 207L96 208V211H95V208H94ZM103 207H106L107 209L104 208V209H106V210H104ZM108 207H109V208H108ZM115 207L118 209V212H117V209H115V211H114L115 213H114L113 210H114ZM124 207H125V208H124ZM134 207H135V208H134ZM150 207H151V208H150ZM170 207H171V208H170ZM184 207H185L186 209H185ZM199 207H197V209H198L197 211L195 210L196 212H199V210H200ZM202 207H201V208H202ZM204 207H203V208H204ZM222 207H223V209H222ZM0 208H1V207H0ZM19 208H18V209H19ZM22 208H20V209H22ZM30 208H31V207H30ZM93 208H94V209H93ZM99 208H100V209H99ZM143 208H145L146 210H144ZM154 208H155V211H154ZM188 208H189V207H188ZM203 208H202V209H203ZM229 208H230V207H229ZM236 208H235V206H234L233 209H231V210L233 211V210H235ZM247 208H249V207L246 206V208L243 207V208H240V209L238 208V209H239V211H240V210H243V209L247 211V210H248ZM1 209H2V208H1ZM9 209H10V210H9ZM9 209H8V210L10 211V213L13 211V214H14V211L18 210V209L15 210V208H14V209L11 211V207H10ZM20 209L18 210V213H19ZM28 209H29V208H28ZM31 209H32V208H31ZM33 209H34V208H33ZM33 209H32V211H33ZM36 209H37V208H36ZM52 209H51V210H52ZM73 209H74V210H73ZM121 209H124V210L126 209L127 212L124 213V210H121ZM136 209H137V210H136ZM148 209H150V210H148ZM162 209H166V210H162ZM174 209H175V210H174ZM176 209H177L178 212H180V213L175 212ZM181 209H183V210H181ZM184 209H185V211H186V213H184V214H187V215H186L187 219H188V220H191L190 223H191L193 220H195L197 217L199 218V219H198V222H197V219H196V221H193V223H191L192 225H191L190 223H188L189 221H188L187 219L185 220L186 217H185V215L183 214ZM192 209H191V210H192ZM2 210H3V209H2ZM2 210L0 211L1 213H2ZM37 210H38V209H37ZM42 210H40L41 213L39 214V215H41V216L43 215ZM89 210H90V211L93 210V211H91V212L93 213V215L91 214V212H90ZM98 210H99V211L102 210L103 213H102V212H99ZM108 210H109V212H108ZM132 210H135V211L132 212ZM139 210H140V212L142 211V213L145 212V211H147V210L150 211V213H149V212L143 213V215H144L143 217H145L144 219L147 218V217H146V214L148 213V214H147L148 219H146V220H148L147 222H149V225L151 224V226H150V227H149V226H146V227H147V228L149 227V229H150L151 227H153L154 225H157L158 222L162 221L161 219H163V220L166 219V220L162 221V222H164V223H161V222H160L161 224H159V226H158L157 231L160 230V232L156 233V230H155V231H154V230H153V231L150 230V231H148V232H149L148 234H151V233L153 232L152 235L148 236V234H147V236H146V234H145L146 232H145V231H146L147 229L144 230L145 233H144V232L141 233V232H138V231H137V230L140 229V228H139V229L137 228V225L139 224V225H138V227H139V226H141L142 224L145 223V221H141V219H143V218L140 216V215H142V214L139 212ZM143 210H144V211H143ZM171 210H172V211H171ZM210 210H211V209H210ZM216 210H217V211H216ZM219 210H220V211H219ZM236 210H237V209H236ZM244 210L242 211V214H243L244 212H246V211H244ZM3 211H4V210H3ZM6 211H7V209L5 210V212H6ZM27 211L30 212L31 210H27ZM34 211L36 212V210H34ZM59 211H60V210H59ZM87 211H86V212L84 211V212L86 213V214L84 213V215L89 214V213H87ZM105 211H106V212H105ZM119 211H120V213L123 212L122 214H125V217H124L123 219H121V218L123 217V215L119 214ZM151 211H152V212H151ZM162 211H164V212H162ZM165 211H166V212H165ZM192 211H194V210H192ZM200 211H201V210H200ZM229 211H230V210H229ZM232 211H231V212H232ZM249 211H247V212H249ZM16 212H17V211H16ZM20 212L23 213V210L20 211ZM25 212H26V211H24V213H25ZM28 212H27V213H28ZM79 212H81V213H79ZM94 212H95V213L97 212V213L95 214ZM107 212H108V213H107ZM116 212H117L119 215H121L120 218H118V217H119L118 214L116 215V216H117V218H116V216H115ZM137 212H139V213L137 214ZM206 212L204 211V213H206ZM226 212H227V211H225V213H226ZM231 212H229V213H231ZM247 212H246V213H247ZM6 213H7V214H6V220H8L7 217L9 216L8 214H10V213H8V212H6ZM18 213H15V214L17 215V216H15V217H20V215L18 216ZM27 213H26L25 215H27ZM30 213H31V212H30ZM73 213H74V212H73ZM131 213H132V214H131ZM135 213H136V214H135ZM151 213H152L153 215H152ZM157 213L161 215V218H160V215H157ZM176 213H178V215H177ZM202 213H203V210H202ZM229 213H228V215H229ZM260 213H261L263 216H262ZM13 214H12V215H13ZM19 214H20V213H19ZM35 214L37 215V212H36ZM54 214H56V215L58 214L57 216H59V217H56V215H55V218H54ZM79 214H80V215H79ZM99 214H100V215H99ZM110 214H111V215H110ZM112 214L115 216V218L113 217ZM133 214L135 215L136 218H134V215H133ZM139 214H140V215H139ZM162 214H163V215H162ZM168 214H169V216H170L169 219L172 218L171 220L168 219L169 221L167 220V217H165V216L168 215ZM173 214H174V215L176 214L177 217H176V215H175V217H174ZM192 214H191V215H192ZM199 214H200V213H199ZM208 214H209V215H208ZM223 214H224V212H223ZM233 214H234V212H233ZM253 214H254V215H253ZM256 214H257V215H256ZM1 215H2V214H0V218L3 216V219L5 220V214H3L2 216H1ZM7 215H8V216H7ZM12 215H11V216H12ZM22 215H23V214H22ZM22 215H21V216H22ZM33 215H34V214H33ZM33 215H32V216H33ZM46 215H43V216L45 217ZM70 215H71V214H70ZM78 215H79V216H78ZM81 215H82V216H81ZM97 215H98V216H97ZM101 215H102V216H101ZM127 215H128V216H127ZM180 215H181V216H180ZM182 215H184V217H183ZM215 215H216L217 217H219V218H216ZM224 215H226V218H227V216H228L227 213L224 214ZM249 215H251V213H250ZM259 215L262 216V217H261V220H262V218H264V214L260 211V212H259ZM11 216H10V217H11ZM23 216H24V215H23ZM30 216H31V215H30ZM71 216H73V214H72ZM74 216H73V217H74ZM106 216H107V217H106ZM110 216H111V217H110ZM130 216H131V220L133 219V222L130 221ZM151 216H154V218H156V216H157V218H158V219L160 218V220H158L157 218H156V220H154V218H153V217L151 218ZM171 216H173V217H171ZM188 216H189V217H188ZM196 216H197V217H196ZM245 216H246V215L244 214V217H245ZM13 217H14V216H12V219H13V220L16 219V220H15V222H16L15 225H16V226H18V225H20V224L22 223V221L20 222L21 219H19V221H18L17 218L14 219ZM33 217H34V216H33ZM39 217H40V216H39ZM44 217H41L40 219L43 218V221L46 220V218L44 219ZM69 217H70V216H69ZM78 217H81V219H78ZM105 217H106V218H105ZM108 217H110V218H108ZM127 217H128V219H127ZM132 217H133V218H132ZM139 217H140V218H139ZM195 217H196V218H195ZM203 217H205V216H203ZM244 217H243V218H244ZM23 218H24V220H25V216H24ZM26 218H27V216H26ZM36 218H37V217H36ZM82 218H85L84 221H83ZM96 218H100V221H99V219H98V220H95ZM150 218H151V219H150ZM173 218H175V219H174L175 221H173ZM239 218L243 219L242 217H239ZM253 218H255V219H253ZM3 219H1V221H3ZM104 219H105V220H104ZM108 219H109V221H108ZM110 219H111V221H115V224L112 222V223L114 224V227H115L114 229H113V227H112L113 224L111 223ZM113 219H114V220H113ZM124 219H125V220H124ZM134 219H135V220H134ZM139 219H140V220H139ZM149 219H150V220H149ZM181 219H182V220H181ZM217 219H220V220H217ZM259 219H260V218H258V223L255 222V223H257V227H259V226H263V225H264V224L261 225L262 222L264 223V221L261 222ZM9 220H10V219H9ZM22 220H23V219H22ZM27 220H28V219H27ZM31 220H32V218H31ZM37 220H38V219H36V221H37ZM81 220H82V221H81ZM116 220H118L119 223H118V221L116 222ZM123 220H124V221H123ZM128 220H129V221H128ZM137 220H138V222H137ZM157 220H158V222H157ZM199 220L202 221L203 223H201ZM208 220L210 221V224H208V222H209ZM235 220H237V218H236ZM243 220H245V218H244ZM243 220H242V222H244ZM251 220H250V222H251ZM25 221H26V220H25ZM25 221H24V222H25ZM36 221H35V222H36ZM43 221H41L42 224H45L46 221H45V222H43ZM50 221H49V222H50ZM53 221H54V220H53ZM53 221H52V222H53ZM66 221L68 222V224H65ZM69 221H70V224H69ZM79 221H80V222H79ZM93 221H95L96 224H95ZM101 221H103V222H101ZM107 221H108V223L110 222L111 225L108 224ZM120 221H121V222H120ZM122 221H123V222H122ZM125 221H127V222H125ZM151 221H152V222H155L154 225H152V222H151ZM166 221H167V222H166ZM204 221H205L206 223H204ZM240 221H241V220H240ZM248 221H249V220H248ZM259 221H260L261 223H259ZM11 222H12V223H10V221H9V224L13 227V222H14V221L11 220ZM18 222H20V224H19ZM26 222H27V221H26ZM33 222H34V221H33ZM33 222H32V223H33ZM41 222H39V224H40ZM54 222H55V221H54ZM57 222H58V224H56V226H57V225H61V224L59 223L60 221L57 220ZM57 222H56V223H57ZM67 222H66V223H67ZM74 222H75V223H74ZM97 222H98V223L100 222V225H99ZM105 222H106V223H105ZM129 222H130V224L132 223L133 225L128 226V225H130ZM134 222H137V224L135 223V226H134ZM142 222H144V223H142ZM147 222L145 223V225H147ZM150 222H151V223H150ZM169 222H170V223H169ZM195 222H196V224H195ZM212 222H213V223H212ZM242 222H241V223H242ZM0 223H1V222H0ZM2 223H3V222H2ZM2 223H1L0 226H2V227L4 228L5 226L2 225ZM37 223H38V222H37ZM46 223H47V222H46ZM50 223H51V222H50ZM85 223H86V222H85ZM121 223H122V224H121ZM125 223H127V224H125ZM174 223H175V224H174ZM197 223L202 224L201 227H200V228H202V230L200 229V231H199L200 233H199V232L197 233L199 227L197 228V231L195 232ZM233 223H234V221H233ZM17 224H18V225H17ZM52 224H53V223H51V225H52ZM77 224H78V225H77ZM93 224H94L95 226H94ZM97 224H98V225H97ZM107 224L110 225L112 229L109 228L110 226H108ZM116 224H119V225L117 226ZM163 224H166V227H165V225H164L165 228H163V227L161 226V227H162V229H161L160 225H163ZM169 224H170V225H169ZM171 224H172V225H171ZM173 224H174V226H173ZM189 224H190V225H189ZM207 224H208L209 227L207 226ZM213 224H214V228L212 227ZM230 224H229V225H230ZM258 224H260V225H258ZM15 225H14V226H15ZM21 225L24 226L23 223H22ZM21 225H20V226H21ZM25 225H26V224H25ZM30 225H31V224H30ZM36 225H37V224H36ZM45 225H48V226H49V224H45ZM45 225H44V226H45ZM54 225H55V224H53V226H54ZM87 225H88V226H87ZM105 225H106V226H105ZM115 225L117 226L118 231H117V228H116ZM122 225H123V226H122ZM124 225H125V226H124ZM145 225H144V228H146ZM193 225H194L195 228L193 227ZM203 225H206V227H207V231H208V230L211 231V229L213 228V229H212V232H214V231L217 232L216 227H217L218 229H220V232H219V230H218V232H219V234H218L219 237L217 236V233H218V232H217L216 234H214L215 232L213 233L215 236L212 235L211 232H209L210 236H207L208 233L206 234V236H203L204 234L202 233V231H203V232H206V228H205V226H204V228H205V229H204V228H203ZM243 225H244V223H243ZM243 225H242V226H243ZM250 225H251V223H250ZM255 225H256V224H255ZM6 226H7V229L10 227V226H8V224H6ZM16 226H15L13 229H15ZM42 226H43V225H42ZM61 226H62V225H61ZM89 226H90V227H89ZM93 226H94V227H93ZM119 226H120V229L122 228V230H125L126 228L131 229L132 227H134V229L132 228V229H131V230H132L131 232H130V230L127 231L128 229H126L124 232H125V233H128V232H129V233H128L129 235L126 236L127 234H126V235L124 234V236H123V233H122V234H121V233H118V232H121V231L119 230ZM126 226H128V227H126ZM189 226H190V227H189ZM198 226H199V225H198ZM34 227H35V226H34ZM58 227H60V226H58ZM62 227H63V226H62ZM62 227H60V229H61ZM76 227H75V228H76ZM91 227H92V228H91ZM125 227H126V228H125ZM135 227H136L137 229H135ZM155 227H156V226H155ZM155 227H154V228H155ZM159 227H160V228H159ZM210 227H211V229H210ZM230 227H234V226L230 225ZM243 227H244V226H243ZM250 227H251V226H250ZM22 228H23V227H19V228H17V229H18V231H19V230L22 229ZM26 228H28V227H24V229H26ZM40 228H42L41 230H43V227H40ZM45 228L47 229L46 226H45ZM49 228H50V230H52V228H51L50 226H49ZM55 228H56V227H54V229H55ZM86 228H87V229H86ZM107 228H108V229H107ZM141 228L143 229V226H142ZM171 228H170V229H171ZM178 228H179V227H178ZM239 228H240V227H239ZM241 228H242V227H241ZM244 228H245V227H244ZM259 228H260V227H259ZM1 229H2V228H1ZM7 229H6V230H7ZM11 229H12V228H11ZM11 229H10V230H11ZM13 229H12V230H13ZM17 229H16V232H18ZM29 229H30V228H29ZM60 229H58V230H60ZM85 229H86V230H85ZM142 229H140V230L142 231ZM155 229H156V228H155ZM163 229H164L165 231H164ZM193 229H194V231H193ZM214 229H215V230H214ZM225 229L228 230V231H226L227 233H226V232L224 233L223 230H225ZM2 230H4V229H2ZM10 230H8V231L10 232ZM36 230H37V228H36ZM48 230H49V229H48ZM48 230H47V231H48ZM62 230H63V229H62ZM62 230H60L62 233L66 232V231L63 232ZM70 230H72V228H71ZM70 230H69L68 232H70V234H71V231H70ZM113 230H114V232H113ZM133 230H134V231H133ZM135 230H136V232H137V235H136ZM176 230H177V229H176ZM230 230L233 231V234H234V235H232V236L230 235V237H229L228 233H229V234L232 233V232L230 233ZM236 230H237V229H236ZM238 230H240V229H238ZM241 230H242V229H241ZM8 231H6V232H8ZM33 231H34V233H35V230H33ZM47 231L44 229L43 232H45L46 234H42L43 236L40 235V236H41V237L39 236L40 239H38V237H37V235H38L39 233H38V234L35 233V234H36V235H35L32 231H30V232H32V233L34 234V236H36V238H35L34 236H33V237L31 236V238H33V239H31L29 236L26 237V236H27V234L25 233V232H27L26 230L24 231V233H22L23 230H22V232L18 233L19 235H22L21 238H14V237H12V236H13V234H12L13 232H11L12 236H11V234H8L7 236H9V235H10V236H9L8 239L6 240L7 242H6V241H5V243L3 242V243H4L3 245H4L5 247H6V246L9 247V245H13V246H17V245H18V246H21V245H23V243H24V244H28V243H30L31 247H32L33 249H34V247H35V249H36V246H39L40 244H44V243H46V244H50V241H51V243H53L52 241H54V240L59 241L60 238L66 237V235H67V234L64 233V234H65V235L63 234L64 236H59L60 233H61V232L59 231V234H57L58 236H56V234H55L54 236H53V235L50 236L49 234H47V233H48ZM54 231H57V229L54 230ZM111 231H112V232H111ZM116 231H117V232H116ZM126 231H127V232H126ZM222 231H223V232H222ZM2 232H3V231H2ZM36 232H38V231H36ZM57 232H58V231H57ZM81 232H80V234H81ZM106 232H107V233H106ZM132 232H133V233H132ZM134 232H135V233H134ZM150 232H151V233H150ZM154 232H155L157 235H155ZM192 232H193V233H196V234H198V235L195 236L196 234H194V236H193V234H192V236H191V233H192ZM235 232H236V231H235ZM244 232H245V230H244ZM248 232H249V233H248ZM254 232L256 233L255 236H254ZM263 232H264V231H263ZM14 233H15V232H14ZM21 233H22V234H21ZM51 233H52V231H51ZM66 233H67V232H66ZM73 233L76 234V229H75V231L72 230V234H71L72 236H71V235H69V236L67 235V237H75V238H76L77 234L74 236ZM85 233H87L88 235H86ZM100 233H101V234H100ZM109 233H110V234H109ZM111 233H112V234H111ZM115 233H116V234H115ZM139 233H140V234H143V233H144V234H143V235H139ZM181 233H182V232H180V235H181ZM221 233H222V237H223V239L221 238V240H220V237H221L220 235H221ZM247 233H248V234H247ZM259 233H260V236L258 235ZM4 234H7V233H4ZM18 234H17V235H18ZM24 234H26V236H24ZM29 234H30V233H29ZM53 234H54V233H53ZM68 234H69V233H68ZM84 234H85V235H84ZM94 234H95V235H98V237L95 236ZM106 234H107L108 236H106ZM132 234H133V235H132ZM134 234H135V235H134ZM153 234H154V235H153ZM209 234H208V235H209ZM224 234H227L229 238H227V235H226V237H225ZM249 234H251V235L249 236ZM263 234H264V233H263ZM44 235H46V236H44ZM47 235H49V236H47ZM61 235H62V234H61ZM81 235H82V234H81ZM90 235H91V233H90ZM99 235H100V237H99ZM109 235H112V236H109ZM119 235H121V236H119ZM199 235H202V236H199ZM211 235H212V236H211ZM223 235H224V236H223ZM246 235H245V236H246ZM256 235H258V236H256ZM15 236H16V235H15ZM23 236H24V237H23ZM78 236H79V237H78ZM78 236H77V237L80 238L79 233H78ZM130 236H131V237H130ZM216 236H217V237H216ZM240 236H239V237H240ZM245 236H244V238H243V235H242V237H240L239 239L241 240V238H242V240H243V239L246 238ZM85 237H86V238H85ZM198 237H199V238H198ZM211 237H212V238H211ZM13 238H14V239H13ZM78 238H77V240H78ZM100 238H101V239H100ZM210 238H211V239H210ZM213 238H215V239H213ZM247 238H246V239H247ZM263 238H264V236H262V239H263ZM12 239H13V240H12ZM85 239H87V240L85 241ZM88 239H89V240H88ZM199 239H200V241H199ZM217 239H218V240H217ZM11 240H12V241H11ZM26 240H27V241H26ZM38 240H40V241H38ZM98 240H99V241H98ZM201 240H202V241H201ZM206 240H207V242H206ZM209 240H210V241H209ZM219 240H220V241H219ZM20 241H21V242H20ZM31 241H32V242H31ZM82 241H84V242H82ZM196 241H197V242H196ZM211 241H214V243L217 244V245H215V244L213 243V244L215 245V247H217L216 250L213 249V245H210V244H211ZM223 241H224V240H223ZM0 242H1V241H0ZM9 242H11V243H9ZM12 242H13V243H12ZM17 242H18V243H17ZM40 242H41V243H40ZM218 242H219V243H218ZM1 243H2V242H1ZM58 243H59V242H58ZM97 243H96V244H97ZM5 244H6V245H5ZM7 244H8V245H7ZM38 244H39V245H38ZM192 244H194V243H191V246H193ZM218 244H219V245H218ZM33 245H34V246H33ZM35 245H36V246H35ZM1 246H2V244L0 245V248H1ZM35 249H34V251H35L34 256H35V259H37V258L39 257V255H43V254L38 253V251L35 250ZM37 249H38V247H37ZM217 251H216V252H217ZM204 252H205V251H204ZM36 253H37V255H36ZM206 254H207V253H206ZM206 254H205V255H206ZM36 256H37V257H36ZM208 256H209V257H208Z\"/></svg>","mask_w":264,"mask_h":264},{"label":"crops","instance_id":"obj_3","mask_svg":"<svg viewBox=\"0 0 264 264\" xmlns=\"http://www.w3.org/2000/svg\"><path fill=\"white\" fill-rule=\"evenodd\" d=\"M167 217H169L168 215H167ZM169 218H167V220H168ZM169 221V220H168ZM177 222L176 223H178V221H179V219L178 220H176ZM178 226H179V223L177 224ZM167 229L168 230H166L167 232H169L168 233V236H169V234L171 233V235L168 237V236H166L165 238H161V237H156V239H155V237L154 236H151L150 238H149V240L148 239H125V238H116L114 241H112L113 239H104V240H101V241H99L97 244L96 243H94V242H92V243H88V244H81L80 245V243H78L79 241H77V238H75V237H63V238H60L59 239V241H57V240H54V241H52L53 243H51V241H50V244H46V243H44V244H40L39 246H38V249H37V251H38V253H40V254H43V255H39V257L37 258V260L35 261V256H34V253H35V251H34V249L31 247V245H30V243H28V245L27 244H23V245H21V246H13V245H10L9 247H11V251L13 252H11V257L10 258H7L8 257V255L7 254H3V253H0V264H55V263H59V264H140V263H142V264H157V262L159 263V264H168L169 262H170V264H173L174 262H173V259L175 258V256L174 255H176V254H174L175 253V251H176V253H177V245H176V243H180V241H181V243H183L184 242V240H185V242L183 243V244H178L179 245V251H178V254H177V257H178V255H179V253H180V249H181V246L183 247V250L181 249V252L183 253V254H185L184 252H186V254L188 253V250H190L189 251V253H188V255L191 253V251L193 252V249H196V247H198V249H200L201 248V246H204V245H202L200 242H199V244L201 245H198L197 244V246L195 247V245H194V247H192V249H189V247H188V245L187 244H189V245H191V239H190V236L189 235H185V233L184 232H182V236H180L178 233H176V231H179L180 232V230L178 229V228H176V229H178V230H176V231H174L173 233L172 232H170V230H174V227L173 228H171V229H169V227H167ZM179 235V236H178ZM185 235V236H184ZM173 236V237H172ZM179 237H180V239H179ZM183 238V239H182ZM172 239V240H171ZM156 240H160V243L159 242H157ZM166 240H167V242H166ZM175 242H174V241ZM177 240V241H176ZM183 240V241H182ZM232 242L233 241H235V242H233V243H235L237 246H234L233 245V243L231 242V241H229V239L226 241H222V242H220V245H219V250H218V256H219V258H217L218 256H217V254H214L210 259H209V261H208V263H207V261H206V257L203 255L202 257H199L200 259H202V262L204 263V264H212V262H214L215 261V257L217 258V260L218 261H216V262H219V264H264V239H253L252 241H251V239H248V241L246 240H238V239H235V240H233V239H230ZM238 240V241H237ZM255 240V241H254ZM257 240V241H256ZM260 240H261V242H260ZM77 241V242H76ZM112 241V242H111ZM130 241V242H129ZM163 241V242H162ZM169 241H170V243H169ZM173 243H172V242ZM245 241V242H244ZM251 241V242H250ZM254 241V242H253ZM258 241H259V243H258ZM2 242H5V241H2ZM59 242V243H58ZM123 242V243H122ZM132 242V243H131ZM148 242V243H147ZM187 242V243H186ZM236 242H239V243H236ZM242 242H244V243H242ZM247 242V243H246ZM75 243V244H74ZM107 243V244H106ZM130 245H129V244ZM147 243V244H146ZM156 243H157V245H156ZM254 243V244H253ZM77 244V245H76ZM100 244V245H99ZM103 244V245H102ZM125 244V245H124ZM132 244H133V246H135V248L132 246ZM159 244V245H158ZM160 244H162L163 245V247H165V248H163ZM167 244H169V246L171 245L172 247H174V251H172L171 253H170V255H171V257H170V255L168 254V251H165V253H166V255H169V256H166V255H164V250L166 249L167 250ZM230 244V245H229ZM249 244H251L252 245V247H250V245ZM58 245V246H57ZM112 245V246H111ZM128 247H127V246ZM138 247H137V246ZM141 245V246H140ZM147 247H146V246ZM173 245H175L176 246V248H175V246H173ZM184 245H186V247L187 248H185V250H184ZM259 245H260V247H259ZM63 246V247H62ZM82 246H84V247H82ZM109 246V247H108ZM114 246H117V247H114ZM130 246V247H129ZM132 246V247H131ZM142 246H143V249H142ZM168 246V248L170 249V247ZM199 246H200V248H199ZM233 246V247H232ZM248 246V247H247ZM76 247H77V249H76ZM87 248V247H89V249H83V248ZM97 247H98V249H97ZM124 247V248H123ZM172 247H171V249H172ZM239 247V249H237ZM240 247H241V249H240ZM255 247H258V248H256L255 249ZM59 248V249H58ZM107 248V249H106ZM138 250H137V249ZM146 248H148V250L146 249ZM150 248H151V250H150ZM158 248H161V249H158ZM252 248H254L253 250H252ZM130 249V250H129ZM164 249V250H163ZM176 249V250H175ZM244 249V250H243ZM251 249V250H250ZM29 250V251H28ZM59 252H58V251ZM83 250V251H82ZM103 250V251H102ZM135 250V251H134ZM143 250V251H142ZM157 251V253H156V251ZM163 250V251H162ZM201 251H202V249H200ZM198 251V252H201V251ZM203 250H204V247H203ZM223 250V251H222ZM238 250V251H237ZM244 252H242V251ZM247 250V251H246ZM62 251L64 252L63 254H62ZM85 251V252H84ZM99 251V252H98ZM102 251V252H101ZM106 251V252H105ZM113 251V252H112ZM146 253H145V252ZM158 251H160L159 253H158ZM251 251H252V253H251ZM257 251H259V252H257ZM82 252V253H81ZM97 252H98V254H97ZM162 252V253H161ZM170 252V251H169ZM197 251H195V252H193L194 253V256L196 255L195 253H196ZM223 252H225V254H227V256H225V254H223ZM240 254H239V253ZM242 252V253H241ZM256 252V253H255ZM6 253V252H5ZM14 253H17V254H14ZM28 253V254H27ZM86 253V254H85ZM87 253H88V257L86 256L87 255ZM102 253V254H101ZM108 253V254H107ZM118 253H119V255H118ZM125 253V254H124ZM139 253V254H138ZM158 254V255H156V254ZM203 253H204V251H203ZM253 253H255V254H253ZM259 253V254H258ZM261 253H263V254H261ZM91 254V255H90ZM118 256H117V255ZM129 254V255H128ZM131 254V255H130ZM143 254H144V256H143ZM145 254H147V255H145ZM174 254V255H173ZM181 254V253H180ZM182 254V257H181V259H183L184 257L183 256H185L186 257V254L185 255H183ZM261 254V255H260ZM4 255V256H3ZM18 255V256H17ZM47 255V256H46ZM108 255V256H107ZM127 255V256H126ZM153 255V256H152ZM157 257H156V256ZM199 254H197V256H198ZM201 255H202V253H201ZM224 257H223V256ZM234 257H233V256ZM236 255H238V256H236ZM244 255V256H243ZM249 257H248V256ZM252 255V256H251ZM258 255H259V257H258ZM5 256H7V257H5ZM90 256V257H89ZM97 256V257H96ZM133 258H132V257ZM136 256V257H135ZM150 256V257H149ZM161 256H163V257H165V258H163V257H161ZM181 256V255H180ZM179 256V257H180ZM190 257H188L189 259L192 257V255L190 254L189 255ZM196 256V257H197ZM242 256V257H241ZM245 256H247V258L245 259L244 257ZM14 257H16V259L14 258ZM28 257V258H27ZM102 257V258H101ZM117 257V258H116ZM144 257V258H143ZM160 257V258H159ZM168 257V258H167ZM176 257V258H177ZM205 257V258H204ZM239 257H241L240 259H239ZM34 258V259H33ZM80 258V259H79ZM119 258V259H118ZM167 258V259H166ZM172 258V259H171ZM230 258V259H229ZM259 258V259H258ZM263 258V259H262ZM10 259V260H9ZM74 259V260H73ZM77 259V260H76ZM127 259V260H126ZM146 259V260H145ZM161 259V260H160ZM166 259V260H165ZM170 259V260H169ZM186 259V258H185ZM193 259V258H192ZM194 259H196V258H194ZM193 259V260H194ZM198 259V258H197ZM197 259H196V264H198L197 263ZM203 259H205V260H203ZM228 259V260H227ZM231 259H233V260H231ZM263 261H262V260ZM6 260V261H5ZM8 260V261H7ZM84 260V261H83ZM117 260V261H116ZM120 260V261H119ZM124 260V261H123ZM135 260V261H134ZM143 260V261H142ZM151 262H150V261ZM238 260V261H237ZM252 260H254V261H252ZM259 260V261H258ZM3 261V262H2ZM10 261V262H9ZM104 261V262H103ZM114 261V262H113ZM132 261L134 262V263H132ZM147 261V262H146ZM155 261V262H154ZM163 261V262H162ZM184 261V264H193V262L192 263H189V262H187L186 260H183ZM185 261L187 262V263H185ZM195 261V260H194ZM224 261V262H223ZM228 261V262H227ZM241 263H240V262ZM251 261V262H250ZM261 261V262H260ZM2 262V263H1ZM7 262V263H6ZM13 262V263H12ZM45 262V263H44ZM92 262V263H91ZM144 262V263H143ZM167 262V263H166ZM178 264H181L180 262L181 261H179L178 260ZM190 262H191V259H190ZM199 262V261H198ZM230 262V263H229ZM258 262V263H257ZM194 263V264H195ZM203 263H199V264H203ZM175 264H177L176 263V259H175ZM217 264V263H216Z\"/></svg>","mask_w":264,"mask_h":264},{"label":"built area","instance_id":"obj_4","mask_svg":"<svg viewBox=\"0 0 264 264\" xmlns=\"http://www.w3.org/2000/svg\"><path fill=\"white\" fill-rule=\"evenodd\" d=\"M32 242V241H31Z\"/></svg>","mask_w":264,"mask_h":264}]
</instances>
